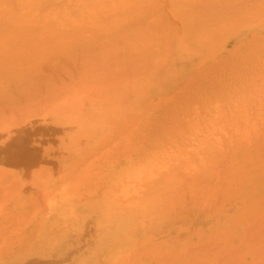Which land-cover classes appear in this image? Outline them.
<instances>
[{
	"label": "rangeland",
	"instance_id": "374dc122",
	"mask_svg": "<svg viewBox=\"0 0 264 264\" xmlns=\"http://www.w3.org/2000/svg\"><path fill=\"white\" fill-rule=\"evenodd\" d=\"M19 1H22L21 3L18 2L19 5L20 4L21 5L20 6L19 5L17 6L18 3H17L16 0L15 1L13 0V2L11 0H4L3 1L4 2V6L2 7V9L5 8V9H3V11H5L8 8L9 11H10V7L8 5L11 6L12 3L15 6V8H17L18 11L22 7V9H21L22 12L20 11V13L13 6H12L11 9H13L12 10L13 12L15 11L18 14L17 17H20L18 19H19V21L22 20L21 22L23 23V25L21 24V22H18L17 21L18 20L17 17H14L13 16L14 19L10 18L11 17L10 15H12V14H7L6 13L8 15V17H7V15H5L7 18L5 17V19H4L3 18L4 17V14H2L4 12L0 8V10H1L0 11L1 12V14H0V26H3L2 23L3 24L5 23V22H3L2 19H4L5 21H6V19L7 20L10 19L8 21L11 22V23L14 20H15L14 21L15 23L18 22L17 23V27H15L14 29H10V31L12 30L11 33L14 30L13 34L16 36V39L13 38V37H15L14 35L10 34V31L8 30V27H6V26L2 27L3 28V31H6V29H7V34L5 32L4 35L6 34V36H9L8 35V33H9L10 34L9 38L12 37L11 39H13V40L10 41L9 38L5 37V39L7 38L6 39L7 40L6 43L5 42H4V44L3 43H0V46H1V44H3L4 46H8V47H4L5 49L7 48L5 53H2V51H0V53L2 54V55L0 54L1 55L0 56V62L2 63V61H3L2 65L3 64L6 65V63H9V62L12 61V60H10L11 55H9L10 57H8L7 55H8V53L11 54L10 53V50H9V47L11 49V47L14 44H16V45H14L15 47L14 46L12 47L11 52H12L13 49H14L13 50L14 53L17 52V54L19 55V57L16 56L17 55L16 54L15 55V58L16 59H17V57L21 59L20 56L22 55V57H23V55L25 54L24 57L22 58V59H24L25 56L27 55L26 53H29V52H27L28 51L27 45H28V47L31 46L32 49L35 50V51L32 50L33 51V54L30 53V54H32V56H30V54H28V57L26 56L27 59L25 58V60H27V61L28 60L30 61V59H31V61H30L31 64H30L29 61H28V63L26 62L28 65H26L25 62L22 63V64H19L18 62L21 63L22 61H25V60H20V59H18L17 62L14 61V60L12 61L13 64L15 63L16 65H19L18 66L19 68L20 67H21V69L25 68L24 69L25 75L27 73L28 74H31V70H29L30 68L32 70L33 69H36L35 71L32 72V75H33V73H35V75H33V76L26 75L27 76V81H28V78L33 77V79L31 78V80L29 79L31 81V83H28L29 81L28 82L26 81V77L25 76L24 77H21V76H23V75H20V71L21 70H18L17 69V66L16 67H12V65H13L12 62L9 63L10 66H11V68H10V70L7 69L9 71L7 74H6V71L7 70L5 68H9L10 66L8 67V65L7 66H4L3 65L4 66L3 67L1 65V63H0V70H1V67H3L2 68V71H0V73H3L4 72L3 74H5L6 77L9 76L8 79H10L9 82H8L7 81L8 79L6 80V77H4L3 74L0 75V79H1L0 81L3 82V85L6 84V82L4 84V81H7V83H12V84H13V82H11V81H14V83L16 81L17 82L19 81L17 83V85L18 86L24 85V87L21 88V89H23L22 91L24 92V90H25V93L27 95L29 94L27 96L26 94L23 93V96H22L21 95L22 93H20V91H19V93H18V97L19 98L17 97V107L19 106V104L21 106H25V105H28V104L32 103L33 105H36V106L39 104V107L41 109L44 108V106H45V107H47V108H45V110H48L49 108L50 109H53L55 107H57V108L62 107L63 108V105H65L66 103H68V104H66V106L67 105H68L67 107L70 106L71 109L74 111V109H77L78 108V106H79L78 103L81 100L85 99L88 95H90V93H92L95 88H99V89L104 88V89H107V88H109L111 86L113 88V84H115V83L117 84V82L119 81V79H117V77H111L112 74H114V73L113 72H110L112 70L111 69L112 67L109 68L108 65L106 66L105 69H107V70L110 69L109 72H107V74H106L105 72L102 71L101 72L102 75H100V73H99L100 72L99 66H101V63H100V65L98 64L99 65L98 66L99 71L97 70L96 73L94 74L95 76H89V78H88L89 80L86 79L84 81V83H87L86 81H88L87 84H84V87H82L83 85H81L83 82H81V84L79 83V84L75 85L74 87H72V85H71L73 83L70 84L69 82H66L65 84H63L62 80H61V82L59 84V81H58L59 78L58 79L56 78V77L59 76V74L58 73H55L57 75L56 76L53 73V75H52V72L50 71V69L55 68V67H58V69H59L61 65L62 66L64 65L63 67H65L67 65V63L70 64V60L69 59L73 58V60H74L75 56H74V53H72V52H70V55H69V50H71V49L73 50L74 48L76 49V47H75V45L73 43L72 44H73L74 47L71 48L72 44H68V43L64 42L66 39L64 40L63 38H60L61 37L60 35L63 34L62 37H64V36L69 37L68 35L70 34V32L72 34V32H76L77 29H80L81 26L86 23L85 21H87V19L90 21V22H88L90 24H87V25H89V26L91 25L90 26L91 29H93L94 25L96 26L97 23L99 24V25H97V27L100 30L106 29V26H104V24L103 25L101 24L102 26L100 25L101 19L99 21L97 20V23H95L96 21L94 22V20H96V19L95 18L93 19V16L94 15H97L98 13H100L101 14L100 16L102 18H104L106 15H109V14H106L105 13V11L107 12L109 8L112 9L111 12L112 11H113V13L115 12L114 14L111 13V15H114V17H116V14H118V12H119V10H118L119 8L121 10L122 7H125L126 6L125 8L128 9L129 11H126V9L124 8L125 10L124 9L121 10V13H123L124 11H126L124 13L127 14V12H128V14H129V12L133 9L132 8L130 10V7H135L134 8V11L131 13L132 15H134L133 13L135 12L136 7L138 6L139 9L137 8V10L138 11L140 10V12H138V16L143 15L141 17L144 18V15L145 16L147 15L146 16V18H147L149 15L150 16L152 15L150 18H152V20L155 19L156 21L155 20L154 21H151V19L148 17L147 19H149V22L150 23L153 22L151 26H148L149 27L148 28V27H146V25L149 24L148 20H145V18L144 19L143 18L137 19V21H139V22L141 21V23H142V21L146 23V24L144 23L145 25L143 23L142 24L140 23L141 25L138 26L139 28L142 25H144L147 28L146 29V28H144V26H142L143 28L142 27L141 28L144 31H147L148 29L151 30V33H149V31H147L148 32V35L150 36V39H149V37H147V33H146V36L144 35L145 37L142 35V37L145 38L144 39L145 43L143 41V38H142V40H140L141 37H138V39L143 42L141 45L139 43L140 46H138V44H136V43H138L140 41H137L136 43L133 42V41L131 42V38H133L134 36L131 37V35H130V37H128L129 34H130L129 33L130 30L131 29L133 30V26H134L133 24H135V22L133 20H135V19H133V17L131 15H126L127 17H129V19L124 16L122 19L126 18L127 22L125 23V19H124L123 20V24H119L120 22L122 23V20H120V22H119V20L117 19L119 23L117 22L118 23L117 28L116 29L114 28V29L115 30L119 29V31H121L120 33H122V34H123V32H122L123 27H124V32H126V31L128 32V30H129L128 28H130L129 25H128L129 24V20H130V23H132V25H133L132 26L130 24V26L132 28L129 30V32H128L129 34L126 32V34H128L126 39L129 38L130 39L129 40V43H132V44H130L128 46L131 47L133 44L134 45L136 44L139 48H141V50L139 48H137V47L135 48V46L133 45L132 48H134V49H132V51L135 50L136 52L134 51L135 53L134 52L132 53V51L128 48V46H126L128 48V51L130 50V52L132 54V58L134 57V55H137V56H135V59L136 60L133 58L136 61V63L134 64L133 69L131 68V70L133 72L130 73V74H127L125 76H129V77L132 76L133 79H139L138 82H141L142 85L141 84H140L141 86L139 85L140 88L137 90V93L134 96V99L125 108L126 109L125 111H123L121 113H114V114L113 113H109L108 118L106 120V122H107V125L106 126L112 128V130L110 132H107L106 131V133L102 137V140L100 142H98V144H96L97 147L96 146L90 147V148L87 147V149L83 152V154L81 155V157L78 160L73 161V164H72V167H71L69 173H67L66 175L57 176L55 190L46 191L47 194L45 193V191L35 192L31 196L32 197L31 199H33V200H30L29 199L26 202V206H25L24 209H19L18 210V209L8 208L7 214L5 216H4V214H2V216H0V229H1L0 230V235L2 237H5L6 236V238H7V254L0 255V264H50L49 261L36 257L35 254H37V253L35 251V248H34V250H31L32 249L31 247H34L35 246L33 244V242H32L33 239L29 236L31 234L30 230H31V226H32V223L29 222L31 219H32V221L39 222L38 226H39L40 229H45L46 227H48V228H51L52 227L53 231L58 236H60L66 230L72 229L73 227L77 226L78 225V220L80 219L81 216H83L85 214L95 215V214H98V213H102V212L105 213V212H107L109 210L110 211L113 210L114 212H117L119 214L128 215V216L132 217L135 220L136 224L138 226H140L141 229L142 228H147V214L149 213L150 210L155 209V207L159 204V201L158 200L161 197V193L163 191H165V190H169V188H170L171 185L174 186V184L176 183V181L178 182V180H181V179L185 180L189 184V186L192 185L191 186L192 188H196V190H198V193L199 192H202L201 193V196L206 193L207 194V198H206L207 201H213L214 200L212 202L213 204L209 205L207 203L206 206L212 208V205H215L216 207L213 206V209L216 212H211L210 211L211 214L209 216V214H206L208 211H206V208L207 207H205V210L201 214L200 213H196V220H195V223L192 224V230L190 232H183L179 228H177V229L174 228L175 226L172 225L171 228H170V230L167 232V234H165L166 236L163 237L162 239H160L161 241L159 240L156 243H150L146 247L142 248V249L148 251L149 255H148V253L145 254L143 252L144 250L141 251V248H137V249L135 248L136 251H137V254L139 252L138 249H140L141 254H139V255L136 254V255H137V258H140L142 262L144 261L143 263L140 261V259L135 258L136 256L134 257L135 254L132 255L133 257L131 256L132 258H130V259H132V261L135 264H153V263L154 264H157L158 262L162 261L163 259H164L163 260L164 262L162 261V264L166 262V259L167 260H171V262H167L166 264H178L179 262H180L179 264H183V263L184 264H188L186 262V261H188L187 259H189V258H191V256H193L195 259H193V258L189 259V261H188L189 263H193L195 261L194 264H196V263L198 264V262H199V264H201L202 263V260H204L203 262L205 264H210V262H212V264L214 262L218 263L219 261H220V263H218V264H225V262H224L223 259H222L223 262L221 263V257L224 256V253H225V256L223 258H225V261L228 260V263H226V264H229V262L231 261V257H232V256L230 257V255L232 253H228V251L230 249L232 250L234 248L233 246H235V248L233 249L232 252H234L235 249L237 250V248H238V250L239 249L241 250V248H242V250L244 252L241 250L242 252L241 251H239V252L237 251V252L233 253V257L232 258H234V259H232L231 262L236 261L238 264H242L241 263L242 261H240V259L239 260L238 259L236 260V258H239L240 257L241 260L244 259V264L246 263V261H248V263H246V264H255L258 261H260V262H258V264H264V254L261 257H259L258 255H261V253L258 254V252H257V251H260V250L263 251V248L262 247H264V244H263V241H264V230L262 231L263 232L262 235H261V233L258 234L262 229H264V223H263V226L261 225L263 228L261 226H259V228H258L257 227V223L255 224V227L256 228H254L253 226L250 227V225L253 224V220L254 219H256V218L259 219L260 215L261 216L264 215V213H263V210L264 209L261 208V207H264L263 206L264 205V203H263L264 202V200H263L264 199V194L260 196L261 193H264V174H262V173L260 174V172H261L260 170H262V172H264V166H261L262 165V162L261 161H263V163H264V160H263L264 157L262 156V155H264V153H263V150L264 149L262 147L261 148H258L257 147L258 149L255 147L256 146V143H258V141H260V140L257 141L255 139H253V141L254 140L257 141L256 143L253 142V141H250L251 138H254L255 137L256 139H258V137L259 138L262 137L261 136L262 135L261 132L263 133V136H264V129L262 128V127H264V124H263L264 123V111H263V109H264V98H263L264 97V89H263L264 88V77H263L264 76V62H263L264 61V52H263L264 51V18H263L264 17V13H263L264 12V5H261V4L264 3V1L262 2V0H257V1H254V3H253L252 0H251V2L248 1V0H244L245 3L244 2H242L243 4L242 3H239L240 6L244 5V8L248 12H250V10H252L253 14L255 12V16H256V17H253L254 15L252 16V13L251 12L248 13V14L247 13L245 14L244 13V10L245 9H243V7H241L242 10H243L242 13H244L245 16H244V18H243V16L241 17L240 16L241 15L240 14L241 12L239 11L238 13H239V18L241 17L240 19H242V18L245 19V17H247L246 15H248L247 18H249L250 17L249 14H251V16L253 18L250 17L251 19L250 18L247 19V21L248 20H252L250 22H247L246 20L241 21V22H243V24L240 25V27L237 26L238 23L240 22V19H237L236 16L235 17H232V14L234 16V14L237 12L236 10H239V8L238 9L236 8V10L233 9V7L235 8V6L231 5L230 2H229V0H223L222 3L217 4V6H209L210 9L211 8L212 9H216V8H219V7H223L222 9L224 11L226 10L223 13V15H224V17L226 16V18H227V19L226 18H224V19L227 20V21H229L230 18H236L237 20H239V21H237L235 19L236 22L235 21H232V23L234 22V24L238 22L237 25H233L229 21V23L232 24L231 27L232 26H235V27L237 26L238 27V28L233 27L232 28V29H234L233 31H231V28H229L230 25L228 26L227 22H225V21H224V24H222V22L216 21V18H214V20L211 19L210 21L205 18V17H208L207 15H208V13H210L209 7L207 8V6H206L207 3H210L208 0H197V2L195 1L194 3H193L194 0L193 1L192 0L190 1L189 0L190 2H186V0H178L180 3H178L177 0H174V2H171V0L170 1L167 0L170 3L169 2H166V0H164V1L157 0L160 4L157 3L156 0L149 1V2H151L152 6H154V7H152L151 4L147 0H145L146 1L145 3H142V2H144L143 0H142L141 3H138L137 0L136 1L134 0L136 2L137 6H131V5H133L131 0H130V6H129V3H128L129 0H128V2H126L127 0H117V1H120V3L119 2L118 3L121 4V5H119L120 7L118 5H114V7L116 6L115 9L118 8L117 10H115L113 8V4L115 3L114 0H108V1H106V0H100L101 2L102 1L104 2L105 1V2L110 3V5L109 4L106 5L105 2L104 3L102 2V3H99L98 4L97 1L100 2L99 0H82V1L81 0H78V1L75 0L78 3L76 2L77 4L74 3V5H76V7L77 6L78 7L76 8L75 6H73V8H71V9L69 7L70 3H65V0H61V1H64L63 2V3H65L64 5H62V3L60 2V0H58L59 3L56 0H53V2L51 0L52 3L50 2L51 5L49 4V6L47 5L48 4V0H46L47 4H44L43 3V5H45L43 7L41 5L42 0L41 1L40 0H35V1L34 0L33 1L32 0H30V1L29 0H19ZM25 1H27V3L29 2L30 5H32L33 2H34V4H36L35 3L36 1H37V4L40 2L38 4V6L41 5V6H39V8L40 7L41 8H44V7H47L48 6L49 9H50V8H52V4H53V6L55 8H52V9H54V10L50 9V10H52V11H50V10H48V7H47V9L44 8V10L47 12V14H49L48 11H50L51 13H54V14L50 15L53 18H55V17H58L59 18L62 15L59 20H62V19L64 20L65 19L64 18L65 15H63V14L66 13V16L68 18L66 17V19H65L66 20V24H64L65 21H63L64 26H63V24H61L62 26L60 24H57V23H62L61 21L57 20V18L54 19V21L57 20L55 25L60 26L59 28L62 29L61 32L60 31H57V29H58L57 27H56L57 28L56 29V28H54L55 26L53 28H51V26H50V28L53 29V31L49 29L50 32H51V35L53 34L52 36H50V33L47 30L48 29L47 26H49V24L53 23L51 21L53 19H52V17L51 18L49 17L51 23H48L46 21V19L48 20V16L49 15L46 16L45 15L46 12H44L43 10L36 9L37 6L35 5L36 6L35 9L37 10V12L38 11L40 12V15H43V12H44V15L43 16H44L45 20H43V24H44V21H46L48 23L47 24L45 22L46 26L44 24V26L47 27V29L44 30V31L42 30L41 33H39V35H37L36 33H38V31H39V27H40V29H44L43 28L44 26L43 27L42 26H39V27L32 26L33 23L36 22L35 17L37 16V12L34 11L35 10L34 7H33L34 4H33V6H30V8H29V4H27L26 6H28V8L27 7L24 8ZM68 1L70 2L71 0H66V2H68ZM95 1H96V3L99 6L96 5V3H93ZM176 1H177L178 4H175ZM204 1H206V2L204 3ZM1 2H0V4H1ZM44 2H45V0H44ZM55 2H57V4H58L57 6H59V4H61L62 5V6L60 5L61 8L64 9V11H66V12L63 13L64 11L61 8H59V9H61V12L63 11L62 14H61L60 10H57L56 9ZM71 2L73 3V0ZM87 2H89V3H87ZM124 2H126V5H124L125 4ZM154 2H155V4L157 3L156 4L157 7L158 6H161V9H160V7H158V9H157V7L155 6ZM200 2H202V3H200ZM231 2L233 3V0ZM234 2L237 3L238 1H235L234 0ZM256 2H258L257 5L255 4ZM260 2H261V4L259 5ZM171 3H173L172 6L171 7L168 6L169 4L171 5ZM228 3H229V5L231 7L228 5ZM85 4L86 5L88 4L87 5L88 8H87V6ZM102 4H105L108 7H105V5L103 6ZM138 4L139 5L140 4L141 5L147 4V5L146 6L143 5L144 6V8H143V7H140ZM5 5H7V7ZM91 5L92 6L94 5V6L92 7ZM148 5H150V6H148ZM239 5L237 4V6H239ZM70 6L72 7V4ZM127 6H129V7L127 8ZM228 6L230 8H232L233 10H235L236 12L235 13L234 12L233 13H230L231 10H230V8L228 9ZM252 6H254V9H255L254 11H253V9H250ZM67 7H69V9ZM101 7H103V9ZM104 7L106 9H104ZM259 7L261 8V11L263 10L262 11V14H260L261 13L260 11H259L260 13H257V11L259 10L258 9ZM23 8H24V10L26 12V16H28V18L31 16L30 19L33 20L32 21L33 23L31 24V26L33 28H35V30H37V32L33 28H30L31 26L30 27L27 26L28 23H25L26 26L29 27L28 30L33 29V32H35V34L37 36H40L41 37V38L39 37L37 39H36V36L33 39L31 38L34 41V43L37 44V42H38L37 46L35 47L36 49L34 48L35 44H33L34 46L33 45H30L29 46L30 43L27 41V38H28L27 36L28 35L26 37H24L27 33L28 34H30V33L27 32V30H25L26 29V26L24 27V25H25L24 24V21H26L27 19L26 18L25 19L23 18V17H26L25 14L22 15ZM26 8L28 10L31 9L30 11L33 10V12L32 13L31 12L29 13L28 10H26ZM98 8H99V11H101V12L98 11ZM174 8H177L178 9V10L176 9L178 11V14L176 13L177 12L176 10L174 12V10H173ZM205 8H207L208 10L205 9ZM91 9H92V11L94 13L93 15H92ZM170 9L173 10V11L171 12ZM165 10H166V12H165ZM202 10L204 11V13H203ZM220 10H221V8H220ZM220 10L218 12H220ZM12 11L9 12V13H12ZM15 12H14V14H16ZM34 12L36 13L35 17H34V14H35ZM39 12H38V16H37L38 17V20L43 17V16L40 17ZM57 12L58 13L60 12L59 13L60 15ZM81 12L82 13L84 12V13L82 14ZM103 12L105 14H103ZM182 12H186V14L184 15V18H182V15H183ZM197 12H199V13L202 12L201 16L198 13L199 14V16H198L199 18H197V15H198ZM212 12H213V10L211 11L210 14H212ZM214 12H215V10H214ZM67 13H69V14L67 15ZM168 14L171 17L170 16L168 17ZM85 15H88V16H85ZM89 15L92 16V18L89 17ZM102 15H104V16H102ZM218 15H217V17H218ZM220 15H222V14H220ZM77 16H79V17H77ZM122 16H123V14H122ZM189 16H190V18H188ZM193 16H194V18H192ZM37 17H36V19H37ZM69 17H71L70 19H72V20H70ZM94 17H97L98 18V15L97 16H94ZM120 17H121V15H120ZM137 17H135V15H134V18H137ZM210 17H212V16H210ZM75 18H76L77 21L75 20ZM78 18H79V20L80 19L81 20L79 21ZM219 18L222 19L221 17H219ZM219 18L217 20H219ZM30 19H29V21H31ZM67 19H68V21H67ZM107 19H108V16H107ZM109 19H110V16H109ZM184 19L186 21L185 23H187V24H181L182 22H184ZM191 19H193V20L195 19L193 21L194 23L192 22ZM253 19H254V21H253ZM69 20L70 21H73L74 23L71 22V24H68L69 23ZM83 20L85 22L84 24H83ZM131 20H132V22H131ZM231 20H233V19H231ZM8 21H7V23H8ZM40 21H41V23H40V25H41L42 24V20H40ZM137 21H136V23H137ZM14 22L12 24H14ZM77 22H78L79 25L77 24ZM92 22H94V23H92ZM106 22H108V21H106ZM114 22H115V19H114ZM114 22H112V24H109V25H113L114 26ZM156 22H158L159 24L156 23ZM160 22H161V25L163 24L162 26L160 25ZM261 22L263 23V25H261L262 24ZM117 23H115V25ZM124 23H125V25H128V26H126V28H125V26H123ZM258 23H261V24H258ZM20 24H21V26H20L21 28L18 27ZM137 24L135 25V28H137L138 31H135L136 29L134 28L135 29L134 32L135 33L138 32L137 34H139V31L140 30L138 29V27H136ZM154 24L157 26V28L154 26ZM239 24H241V23H239ZM256 24H258V26H256ZM4 25H8L9 28H12V27H10L11 26L10 23L9 24H6L5 23ZM34 25H36V24L34 23ZM67 25H69V27ZM119 25H121L122 30H120L121 28L119 27ZM221 25H222V27H223V25L224 26L227 25V28H229V30H228L229 32L226 31V26L224 28L220 29ZM37 26H38V21H37ZM85 26H86V24H85ZM259 26H261V27H259ZM5 27H6V29H5ZM82 27H84V26H82ZM100 27H102V29ZM107 27H108L107 30L106 31L104 30L106 32L105 33V37H109L110 39H112L110 37V35L112 36V34H113L114 35V38H116V36L118 34L117 33L118 31L116 32L117 34H115V33H113V30H114L113 27H109V26H107ZM153 27L156 29V31L153 30L154 29ZM160 27H162V28H160ZM183 27H188V28L189 27H196V28L199 27L202 30H200V31H189V33H188L186 31L184 32ZM2 28L0 27V33L3 32V31H1ZM16 28H17V30H16ZM18 28H19V32L20 31H23L22 32L23 35H22L21 32H20V34H21V36L23 38L26 39V41L28 43L25 42V41H23V39L21 41L20 38H22V37L17 36L18 35ZM22 28H25V29L22 30ZM69 28H71L72 30L70 29L71 31L70 30L68 31ZM86 28H88V27L86 26ZM173 28L174 29L177 28V30H174ZM84 29H85V27H84ZM84 29L82 28L81 30L82 31H85ZM88 29H90V28H88ZM88 29H86V30H88ZM214 29H216V30H214ZM63 30H64V32H63ZM96 30L97 29L94 30L95 33H96ZM100 30H98L97 34H100ZM222 30H224V31H222ZM24 31L27 32V33H25V35H24ZM144 31H142V33ZM159 31L161 32V34L158 33ZM211 31H213V33ZM214 31H216V32H214ZM15 32H17V33H15ZM42 32H45V34H43ZM68 32H69V34H68ZM110 32L112 34H109ZM134 32H133V34H134ZM162 32L164 33V35L166 33L167 34L164 36ZM222 32H224V33H222ZM57 33H59V34H57ZM92 33H93V30H92ZM103 33H102V36H104ZM211 33L212 34H216V35H213V36H215V37L219 36V38H220V35L222 34L223 39H222V36H221V39L218 40L217 39L218 37H217V38H214L215 41H213L214 39L211 41V39H210V36H212ZM42 34H43V36H42ZM56 34H57V37H56ZM86 34L88 36H90L89 33L86 32ZM86 34H84V36ZM93 34H92V36H93ZM143 34H145V32ZM152 34L154 36H152ZM2 35H1V37H4ZM32 35H33V33H32ZM76 35L77 36L78 35L80 36L79 32ZM120 35H118V38L116 40L117 43L115 42V39L114 38H113L114 41L112 40L113 42H115L113 44H116L117 45V46L116 45L115 46L117 47L118 50L114 49V48H116L115 46L113 48L115 50V52H117V54L108 51V48H111L109 45H110V43H112V42L109 41L108 43L105 42V44H104V45H107V44H109V45H108V48L107 49L105 48L106 46L104 47L105 51H103L104 54L102 56L108 54L111 57V56H113V54H115L118 57H116L114 55L113 58L114 57L115 58L122 57L123 52L121 51V49H123L122 48L123 44L122 45L120 43L118 44V42L121 39V38L119 39V36ZM140 35H141V33L139 34V36ZM171 36H173L174 38L171 37ZM17 37H18V39L22 43H25V44H21V42H20L21 46L23 45V47H20V44L18 42L19 40H17ZM43 37L46 39V42H47V40H48V42L50 41L48 45L46 44V46L48 47L47 49H45L46 48V46H44L45 44L42 45L43 43H40L41 46H38L40 40ZM52 37H53V39H52ZM72 37H75V36L73 35ZM81 37L83 38V36H81ZM85 37H84V39H86V40L89 39V37H86V38ZM94 37H91V38H94ZM97 37H99V36L97 35ZM54 38L57 41H59V42H61V40H63V42H61V43H64V48H67V49L69 48V50H67L68 51L67 54H65L67 51L64 53V51L66 49L63 51V55H65V56H67V55L68 56H71L73 54L72 55L73 57L71 56V58L69 57V59H68V56H67L66 57L67 59L65 60L64 56L63 55H60L61 53L58 52V54L60 56L57 55L56 53L53 54V55L56 54L55 56H56V58L58 57L57 58L58 60L57 59H54L55 56H52V54H50L51 50L49 49V48H51L50 47L51 46L50 43H52V41L53 42L54 41L56 42V40H54ZM82 38H81V40L84 41V39H82ZM147 38H148V40H147ZM0 39H2L3 41H5V39H3V38H0ZM8 39H9L10 42L8 41ZM14 39L17 40L16 43H14L15 42ZM45 39L44 40H41V42L42 41L45 42ZM70 39H73V38L70 37ZM70 39H69V41H70ZM94 39H92V41L89 40V41H84V42H86V43H91L92 42L93 43L94 41H96V43H97V42L100 41L99 39H98L99 41L98 40H94ZM151 39L153 41L152 44L150 42ZM2 40H0V41L3 42ZM76 40L77 39L75 37V40L74 41H76ZM157 40H158V42H157ZM161 40H163V41L161 42ZM208 40L210 42H208ZM216 40L218 42H216ZM221 40L224 42L223 45L221 43L222 42ZM12 41H14V42H12ZM33 41H31V42H33ZM74 41L71 40L69 43L74 42ZM77 41H80V40H77ZM101 41H103V40H101ZM17 42H18V44H17ZM59 42H56V44L61 45V43L59 44ZM125 42H123V43L125 45H127L126 44L127 42L126 43ZM10 43H11V45H10ZM65 43H66V45L67 44L68 45L66 46ZM86 43H84V45ZM103 43H104V41H103ZM147 43H149V45H147ZM79 44H81V43H79ZM95 44H92V45H94L93 47L91 45V47H92V49L94 51L91 50V48H89V50H91V51L87 50L88 48L87 49H83V50L86 51V53H84L83 55L80 52L82 45L81 46L76 45V46H78L77 47L78 50L80 48L79 51L77 49H76V51L78 53L80 52V55H81V58H82L83 62H85L86 59H88V58H86L87 57L86 55H88V52L87 51H89V53H91L92 51L93 52H96L97 51L96 52V54H97L98 53V49H99V52L103 49V48L100 49L102 43L100 45L97 43V46ZM159 44H160V46H159ZM69 45H71V46H69ZM98 45L100 46V48H99ZM118 45H119L120 49H119ZM25 46H26L27 49L25 48ZM57 46H56V48H57ZM88 46H90V44ZM111 46H113V45H111ZM215 46H218V47L215 48ZM42 47L45 49V52H46V50L49 51V52L48 51L47 52L51 56L50 55H48V56H50L52 58L54 57L53 58L54 61L59 62V63H56L53 60H48L50 57L48 58V56L45 55L46 54L45 52H44V55L45 56L39 55L38 61L39 60L40 61L34 63L33 61H36L37 58L35 60H32V58H33L34 55H35L34 58L36 57V51L39 54L42 51V54H43V51L44 50L38 51V49L40 50V48L43 49ZM62 47H63V44L60 46V48L58 46L59 50H56V51H60V49L63 50L64 48H62ZM86 47L87 46H84V48H86ZM95 47H97V49H94ZM147 47L150 48L148 50L149 51L151 50V52H152V53L150 52V56L148 55L149 58L146 57L147 55H144V54H147L149 51L146 50L145 53L143 52L145 49H147ZM151 47H153V48H151ZM212 47H213V49H217V50L216 51H214L213 49L211 50ZM15 48H16V50H15ZM30 48H29V50H30ZM156 48H158V51H156ZM52 49H53V46H52ZM113 49L111 51H113ZM1 50H2V48H1ZM7 50H9V52H7ZM32 51H30V52H32ZM106 51H108V53H105ZM139 51H141V52H139ZM13 52H12V54H13ZM34 52H35V54H34ZM73 52H75V51H73ZM77 52L75 53V55L77 54ZM137 52L139 53V55H140V57L142 59L140 57H139V59L137 58L139 56L137 54ZM207 52H209V53L206 54ZM212 52H214V53L212 54ZM6 53H7V55H6ZM111 53H112V55H111ZM164 54H165V56H164ZM211 54H212V56H210ZM3 55L7 56V59L9 60L8 62H7L6 58H5V61L6 62L4 61V58H3L4 56ZM80 55H78V57L76 56V59H77L76 62H79V60H81V58L78 59L80 57ZM84 55L86 57H84ZM206 55H207V57H206ZM41 56L43 58H45L47 56L46 57L47 59L46 58L45 59H43V58L40 59ZM1 57L3 58V60H2ZM61 59H62V62H60ZM44 60H45V64H44ZM65 61H67V62H65ZM32 62L35 65H33ZM40 62H42V64H40L41 67L37 66V65H39ZM261 62H263V64ZM46 63H52V65H54V64H56V65H54L52 67H49V64H46ZM60 63H61V65H60ZM81 63H82V61H81ZM159 63H161V64H159ZM57 64H58V66H57ZM45 65L48 66V68H50V69H47V67H45ZM50 66H51V64H50ZM62 66H61L60 71H62V69H63ZM34 67H37L39 69V71H38L37 68H34ZM14 68L17 69V70L15 71ZM27 68H28V72H27ZM45 68L47 70H45ZM207 68H209V69H207ZM3 69H4V71H3ZM55 69H57V68H55ZM12 70H14V71H12ZM148 70H150V72ZM24 71H22L23 73H21V74H24ZM151 71H153V72H151ZM12 72L13 73L15 72L14 74H16V72H17L16 75H18V73H19L20 77L19 76L16 77ZM44 72H48V73L45 74ZM97 72H98V74H97ZM40 73L43 74V75H41ZM149 73H151V74H149ZM8 74H10L12 77L10 75H8ZM14 76L17 79H15V78L13 79ZM34 76H35V79L36 80L34 79ZM246 76H248V77L246 78ZM1 77L3 79L5 78V80H3ZM45 77L47 78V80H46ZM52 77H54V79L56 78L57 79L56 80L57 82L56 81L53 82V78ZM91 77H93V78L96 77L95 80L97 82L99 81L101 85H99V87L96 86L95 84H99V82L97 83L95 80H93V82H92L90 80ZM145 77H147V78H145ZM23 78H25L24 81L21 80ZM39 78H40V81H39ZM42 79H44V80H42ZM49 79H50V81H48ZM33 80H35V82ZM161 80H163V81H161ZM43 81H45V83L42 86ZM256 81H258V82H256ZM40 82H41V84H40ZM101 82H103V83H101ZM147 82H150V83H147ZM26 83H28V84H26ZM55 83H58V84H55ZM89 83H90V85L88 86ZM12 84H8V85L6 84L5 85L6 87H5L0 82V88H1L0 91H2V92L4 91L3 93H5V91H6L5 94H7V95L6 96H5V94H3V95L7 99L9 98L7 96H10L9 94H11L13 92V90H16V91H17V89L20 90V87H18V86H17V89L16 88H13V87H16V85H15L16 83L13 84L15 86H12ZM50 84H53V85H50ZM54 84H55V87H54ZM66 84H67V87L68 88H65L66 86L65 87L63 86V85H66ZM93 84L95 85V87H93L94 86ZM9 85H10V88L11 89L13 88V90H11V89L8 88ZM33 86L36 89L37 88L39 89L42 86V89H39V91H37L38 89L37 90L36 89L31 90L32 88H34ZM37 86H39V87H37ZM56 86H58L59 89L56 88ZM59 86L62 87V91H60L61 90V87H59ZM28 87L29 88L32 87V88H30V91L27 90ZM63 87L65 88V91H67V92L63 91V89H64ZM4 88H6V89H4ZM49 89L51 90V92H49L50 98H49L48 93H46V92L49 91ZM7 90L8 91L10 90V92H8ZM35 90L37 91V93H36ZM56 90L60 91L59 93H61V94H58V92ZM85 90H87L88 93L85 92ZM16 91L13 92V94L15 93L14 95L17 94ZM32 91H35L34 93H36L37 95L36 94H33ZM40 91H41V94L38 93ZM78 91H79V93H82L83 92V95L82 94L79 95ZM30 92L33 94V96H35L34 97L35 99L33 97H31L32 94L30 95ZM55 92H56V94H55ZM69 92H70V94H68ZM52 93H54V94H52ZM0 94H1V92H0ZM13 94L10 96V99H11V97L14 96ZM64 94L66 96L68 95L67 98H66V96H64ZM75 95H76V97H75L76 99L73 98V96H75ZM24 96L27 97L24 100L25 102L23 101ZM42 96H43V98H42ZM15 97L16 96H14V98ZM20 97H23V98L21 99ZM68 97H69V100L70 101L67 100ZM1 98L3 99V102H4L5 98H3L2 96H1ZM1 98H0V102L2 101ZM31 98H33L35 100V103H34V100H31ZM62 98H64V99H62ZM27 99H29V100H27ZM44 99H45L46 102L44 101ZM58 99L59 100L62 99V101H58ZM255 99H258V101L255 100ZM9 100H7V101H9ZM63 100H67V101L64 102ZM262 100H263V102H262ZM7 101L5 100V102L4 103L3 102L0 103V105L2 104L1 106L11 107V105L14 102L16 103V100H14V99H13V101L11 100L13 102V103L11 102L12 104L8 103ZM26 101L27 102L29 101V103L26 104L27 103ZM42 101H43V103H42ZM50 101L53 102V104H51V105H55V107L54 106H52V107L50 106V103H51ZM55 101H56V103H59V104L54 103ZM147 101H148V103H147ZM5 103L6 104L8 103V105H6ZM41 104L43 105L42 107L40 106ZM58 105H59V107H58ZM13 106H14V104H13ZM48 106H49V108H48ZM247 106L250 107V109L247 108ZM17 107H15V108H17ZM145 109L148 112H146ZM240 110H243V112L240 111ZM143 111H145V112H143ZM251 113H253V114H251ZM134 115H135L136 118L134 117ZM139 116H141V117H139ZM233 116H234V120H232L233 119ZM129 119H133V120H129ZM143 120H145V121L143 122ZM225 120H226V122H225ZM257 120L259 122L263 120L262 122H260V124L262 123V125H260ZM131 121L133 122V125L130 124L132 126V128L130 126L128 127L129 124L128 125L126 124L127 122L132 123ZM240 121H243V122H240ZM134 122H135V124H134ZM239 122H240V124H242V123H244V124H242V126H238V125H240ZM148 123H149V127H146L148 125ZM216 123H221L222 126H221V124H216ZM134 125H136V126L134 127ZM116 126H118L117 128L120 127L119 128V133H117L118 130L116 131ZM122 126L123 127L125 126V128H128V130H126L128 132H124L123 133V130L125 128H123L122 129V132H121L120 130H121V127ZM226 126H228V127H226ZM260 126L262 128V131L259 128ZM216 127L219 128V129H217ZM224 127L228 128V129H226ZM243 127H245V128H243ZM246 127L247 128L250 127V130H248ZM251 127H252V129H251ZM135 128H137L138 131ZM223 128H224V130H223ZM229 128H230V131L228 132ZM232 128H233V130H231ZM214 130L216 131V133H215ZM218 130L221 131L222 135L225 133L224 134V137L225 138L222 135H220L221 137H219V134H221V133L220 132L217 133ZM243 130L244 131H247V132L246 133H243ZM253 130H254L255 133L253 132L254 133V136L252 137V134L253 133L251 131H253ZM115 131L119 135V137H118V138H120L119 140L117 138L115 139V136H117L116 133H114ZM131 131L133 133L134 132L135 133L133 134ZM232 131H233L234 135H233V133H231ZM213 132L215 133V135L213 134ZM236 132L239 133L240 135H242L241 133H243L244 135L239 136V134H237ZM113 133L115 134V136H113L114 135ZM249 133H251V134H249ZM258 133H260L261 135L258 134ZM123 134H125L126 137L123 136ZM129 134L132 135V136L130 137ZM143 134H144V136H143ZM209 134H211L213 138H211V135H209ZM216 134H217V136H216ZM235 134H237V135H235ZM255 134L258 135V136H256ZM250 135H251V137L249 138L248 136H250ZM232 136H234V137H232ZM237 136H239L240 138L239 137L237 138ZM129 137H130V139H129ZM111 139H112V142L114 140H116V141H114L112 143L111 142ZM234 139H235V141H237L239 139L240 145L238 144V142H237V144L239 145L238 147H240V148L237 151H234V150H236V148H238V147H236L237 145L235 147L231 145V144L235 145ZM244 139H246V141H248V143ZM124 140H125V143H124ZM232 140H233L234 143L232 142ZM105 141H107V143H108L107 146H105L106 145L105 144L106 143ZM126 141H127V143H126ZM225 141H227L228 142L227 145H230L231 147H229V146H227L225 144L227 147L225 146L226 148L225 147L222 148L223 147V144L225 143ZM128 142H132L134 145L132 143H129L128 144ZM230 142H232V143L230 144ZM245 142L247 143V145H245L246 144ZM260 142H259V144H260ZM101 143L102 144L104 143V147L105 148H103V145ZM253 143H255L254 147H255V149H257L256 151L254 149L253 150L256 153H257V151H259L257 153L258 155L255 152L251 153L252 150L251 151L248 150V149H252V147H253L252 144ZM98 145H100V147L102 146L101 147L102 149H99L100 147H98ZM249 145H252V146L249 148ZM131 146L133 148H130ZM213 146H215L216 148H214ZM242 146H243L244 149L242 148ZM244 146H247L246 148H248V149H246ZM228 147L231 150L234 149L232 151L234 154L232 152L229 153V157L226 156V154H228V152L227 151H224V150H228ZM119 149H120V152L121 153H119ZM121 149H123V151ZM217 149H221L222 152L220 150H217ZM242 150H246V151L248 150L250 155L247 154V152L244 154V151H242ZM218 151L220 152V154H219ZM215 152H217V154ZM224 152H227V153H225V155H224ZM94 153H96V154H94ZM221 153L224 156H222ZM232 154L234 155V157H231V156H233ZM87 155H93V157L92 156H88L87 157ZM112 155L113 156H116V157H112ZM248 155H249V158L250 157L251 158L253 157V159L251 160L252 162L250 161L251 158L248 159L250 162L247 161V156ZM214 156H216V158ZM260 156H262V159L260 160V165H259V160L256 159L255 157H260ZM84 157H85V159H84ZM94 157L97 158L96 160L99 163H96V160H95ZM208 157H210V158H208ZM217 157H219L221 159H219ZM224 157H226V159H223ZM227 157L230 158V160L231 159H234V161L233 160H231V161L228 160L227 161ZM91 158H93V160ZM240 158L241 159L243 158L244 160L246 159V161H242L243 159L241 160ZM88 159H89V161H88ZM79 160H80V162H82L83 160H85L86 162L83 161L82 164H81V163H79ZM222 160H224L223 163H226L227 162L226 164H224V166L222 165L223 164L222 163ZM91 161L94 162V163H92ZM232 161L233 162H236V163L234 164ZM218 162L220 163V165H219ZM241 162H244V163L246 162V164L245 165H242L243 163L240 164ZM85 163H86V166H85ZM87 163H89V164H87ZM90 164H92V165H90ZM216 164H217V166H216ZM227 164H228V167H231V169H224L225 167L227 168V166H225ZM229 164L231 166H229ZM210 165H214L215 167L214 166H211L210 167ZM239 165L242 166V167H239ZM233 166H235V167H233ZM256 166H257V168H255ZM97 167H99V169H97ZM216 167L221 168V172ZM157 168H160V169H157ZM215 168L217 169V171H215V173H214L212 171ZM93 169H94V171H93ZM232 169H235L236 174H234L232 172V171H234ZM241 169H242V171L244 169V172H242ZM248 169H249V171H247ZM85 170L88 173L89 172L90 173L88 174ZM95 170H96L97 175L95 173ZM223 170H225L226 172L223 171ZM97 171H99L100 174H98ZM92 172H94L95 175L92 174V176H90V174ZM217 172H219V173H217ZM229 172L232 173L231 174L232 177H231L230 174H228ZM241 172L244 173L245 175H242ZM246 172H248L249 178H248V175L246 174ZM255 172L257 174H259V175L256 174L254 176ZM86 173L88 174V176H87ZM216 173L218 174L217 176H216ZM224 173H226V174H224ZM82 174H83V176H82ZM219 174H220V176H219ZM222 174H224V175H222ZM251 174H252L253 177L251 176ZM241 175L243 177H245L247 175L246 179L247 180H250L249 181L250 183L248 182V184H247V182L244 181V179L241 178L242 177ZM73 176H74V178H76V180H74L75 186L73 185V183H74L73 182ZM226 176H228L229 178L231 177L230 179H233V181L230 180V182H229V178L226 177ZM218 177H219V179H218ZM221 177H222V180L220 179ZM233 177H235V178H233ZM236 177H237V179H236ZM261 178H262L263 182H262V180H260ZM226 179L228 181H224ZM239 179H242L244 182L240 181ZM255 179H257V180L255 181ZM236 180L239 182V185L240 184L243 185V186L242 185L239 186V189H237L238 192L233 187L234 184L237 182ZM231 181L234 182V183H232ZM173 182H175V183H173ZM226 182H227V184H226ZM228 182L230 183V185H229ZM225 184H226V186H225L226 188L224 187ZM251 184H252V186L250 187ZM236 185L238 186V183H236L235 186ZM72 186H74V187H72ZM167 186H168V188H167ZM227 186H228V188H227ZM241 186H242V188H241ZM59 187H61V188H59ZM80 187H81V189H80ZM231 188H233L234 190L231 189ZM240 188H241V190H240ZM244 188L248 189L249 191L246 190V189H244ZM224 189H228V191H226ZM229 189L231 190V192L229 191ZM122 190H123V192H122ZM77 191L80 192V193H78ZM214 191H216V192H214ZM234 191L237 192V193H239V194H237L238 196L235 195L236 193H232ZM243 191H244L245 194L243 193ZM245 191H247L248 193L245 192ZM250 191H252V192H250ZM218 192H219V194L222 192L221 193L222 200H220V201H216L217 200L216 198L218 196L220 197V195H218V194H217V197H216V193H218ZM227 192H230V193L228 194ZM254 192H256L257 194L254 193ZM58 193H59V195H58ZM76 193H78L79 195L78 194L75 195ZM126 193H127V195H126ZM222 194L223 195L225 194L226 196L224 197ZM10 195H11V193H10ZM12 195H13V193H12ZM12 195L9 196V197H12ZM210 195H212V197H209L208 198V196H210ZM57 196H58V198H57ZM254 196H256V197L259 196L260 198H262V197L263 198L260 199L259 197L256 198ZM47 197H48V199H46ZM157 197H158V199H157ZM219 197H218V199L221 198V197L220 198ZM226 197H227V199H225ZM111 198L113 199V201H112ZM223 199L225 200V202L223 201ZM247 199L249 200V202H248ZM237 200L238 201L239 200H242L243 201L242 202L243 204L241 203V201L238 202ZM251 200L252 201L254 200V201L251 202ZM260 200L261 201L263 200L262 203L260 202ZM46 202L49 205L46 204ZM221 202H222V204H221ZM43 203H45V204H43ZM246 205H249V206H246ZM260 205H262V206H260ZM255 206H257V207H255ZM258 206H260V207H258ZM202 207H204V206H202ZM214 207L217 208V209H215ZM243 208H244V210H243ZM251 208L253 210L257 211L258 214L256 213V214H254L255 215L254 216L251 213V210H252ZM213 209H212V211H213ZM52 210H53V212H52ZM207 210H208V208H207ZM239 210H241V211H239ZM253 210H252V212H253ZM261 211H262V213H261ZM11 212H12V214H11ZM8 213H10V214H8ZM188 213L191 214V212L189 211V209H188ZM253 213H255V212H253ZM236 214H238V215H236ZM54 215H56L55 218L53 217ZM68 215H69L70 218L68 217ZM245 215H250V217H248V216L245 217ZM233 216H237V217H233ZM240 216L242 217V219L243 218L244 219L243 220H240L241 219ZM262 217H264V216H262ZM262 217H260V219L258 220V222L263 219ZM235 219H236V221H235ZM54 220H55V222H54ZM250 221H252V222H250ZM254 221H256V220H254ZM249 222H250V224L248 225L247 223H249ZM260 223H262V221ZM243 225L244 226L247 225V226L244 227ZM239 226H241V227L239 228ZM248 227L254 228L253 231L250 228H248ZM246 228H248L247 230L250 233H253L255 231L254 234H256V232L259 229V231L257 233L259 235V238L258 237H255L256 235L255 236H252L253 238L255 237V239H254L255 242L252 241L253 239H250V237H247V236H250L249 235L250 233H245L244 232ZM260 228H261V230H260ZM238 233H240V234L238 235ZM246 237H247V239H246ZM243 238H245L248 242L251 240L252 241L251 243H253V246L250 247L247 242H245V246L248 245V246H246L247 248L244 245L239 244V243H241V240ZM248 238H249V240H248ZM197 239H198V242H196ZM238 239H239V241H238L239 243L236 241ZM259 239H260V241L262 239V242H260ZM246 240H244V241H246ZM256 240H258V242ZM204 241H207V242H205L206 244H203ZM210 241H212L213 243L209 244ZM219 241L221 243V245H219L220 247L217 246L218 243H219ZM244 241L242 242V244L244 243ZM162 242H165L166 245L165 244H162ZM224 242L225 243L227 242L228 245H225ZM236 242H237V244H236ZM192 243L194 245H196V246L198 245L197 248L199 246H201V244L202 245H205L204 248L206 250L204 248H203L204 251L201 250L200 249L201 247H199L198 249L197 248H194V245ZM216 243H217L216 248H215V250L213 249V252H212L213 254H212L211 251H210V250H212L211 247L214 248V245ZM223 243H224V245H223ZM254 243H255V245L256 244L257 245L255 246ZM207 244H209L211 246H208ZM190 245L191 246L193 245V247H192L193 248L192 249L193 251L189 250V249H191L190 248ZM224 246H227L228 249L229 248L230 249L228 250ZM185 247H188L189 249L188 248H186V249H188L190 252L189 251H187V252L183 251V250H186ZM217 247H219V249ZM166 249H168L167 251L170 252V256L171 255H174V256L170 257L169 254H167ZM180 249H182V250L180 251ZM194 249L195 250L196 249L197 250L200 249L199 250V253H198L197 250L194 251ZM221 249H223V250L226 249L228 251H225L224 252L223 250L221 251ZM250 249L253 250V253H251L252 250L250 251ZM219 250H220V253L223 252V254L222 253L219 254ZM200 251L201 252L203 251L202 252L203 254ZM207 251L209 253H207ZM255 251H256V253L258 255H255L254 254ZM183 252H184V254H183ZM204 252H205V255H204ZM226 252H227V254H226ZM185 253H188V254H185ZM196 254H197V256H196ZM216 254H219V255H222V256L219 257V255H216ZM234 254H235V256H234ZM166 255H168V256L166 257ZM177 255L179 257L181 256V258H179ZM199 255L200 256L201 255L207 256V258L206 257H203V256L200 257ZM215 255H216V257L220 258V260L215 259ZM138 256H140V257H138ZM158 256H161L163 258L161 260H159ZM186 256H187V259H186ZM212 256L214 258H212ZM169 257L172 258V259L174 257H176L179 262L177 263V259L176 258H174L172 260ZM183 257H185V259ZM198 257H200L201 259H199ZM202 258H206V259H202ZM130 259L127 258L125 260L126 261L127 260L130 261ZM154 259H155V262H154ZM180 259L181 260L184 259V261L182 260L183 261L182 262ZM138 260L141 263L138 262ZM157 260H158V262L156 263ZM174 260H175L176 263L174 262ZM126 261H124L125 264H127V263L128 264H130V263L134 264L131 261L130 262L129 261L126 262ZM124 262H121V264H124ZM233 263H231V264H233ZM237 263H235V264H237Z\"/></svg>",
	"mask_w": 264,
	"mask_h": 264
},
{
	"label": "bare ground",
	"instance_id": "6f19581e",
	"mask_svg": "<svg viewBox=\"0 0 264 264\" xmlns=\"http://www.w3.org/2000/svg\"><path fill=\"white\" fill-rule=\"evenodd\" d=\"M2 1V2H1ZM4 0H0V2H1V4H0V8L2 9V7L4 6V2H3ZM12 2H13V0H11ZM15 1V0H14ZM17 1V3L18 2H22V1H19V0H16ZM30 1V0H29ZM33 1V0H32ZM35 1V0H34ZM41 1V0H40ZM57 2H58V0H56ZM72 1V0H71ZM66 2V0H65V3H70V5L72 4V7L69 5V7H70V9L71 8H73V6H75L76 7V5H74V3L75 4H77L78 2V0L77 1H75V0H73V3L72 2ZM82 1V0H81ZM100 1V0H99ZM106 1H108V0H106ZM132 1V4L133 5H131V6H137V4H136V0L134 1V0H131ZM144 2H142V0H137V2L138 3H145L146 1L145 0H143ZM148 2L149 1H151V0H147ZM152 1H154V0H152ZM157 1V0H156ZM162 1H164V0H162ZM170 1V0H169ZM169 1H167L166 0V2H169ZM178 1V0H177ZM177 1H176V3L175 4H178V3H180L179 1H178V3H177ZM191 1V0H190ZM189 0L187 1L186 0V2H190ZM193 1V0H192ZM197 2V0H194L193 1V3L194 2ZM210 3H207L206 4V6H207V8L209 7V6H217V4H220V3H222V1L223 0H208ZM232 0H229V2H230V4L231 5H233V6H235V8L233 7V9H235L236 10V8L238 9L239 8V10H233L232 8H230L231 6L229 5V3H228V5L230 6H228V9L230 8V10H231V12L230 13H235L234 14V16H233V14H232V17H237V19H240L242 16H243V18H244V16H245V14L247 13H252V16L253 17H256L255 16V12H254V14H253V12H252V10H250V12H248L245 8H244V5H242V6H240L239 5V3H242V2H244V0L242 1H240V0H235V1H238L237 3H235L234 2V0H233V3L231 2ZM248 1H250L251 2V0H248ZM253 1V3H254V1H257V0H252ZM264 0H262V2H263ZM8 2V1H7ZM10 2V1H9ZM39 2V1H38ZM45 2H46V0H45ZM44 2V0H42V3H41V5H42V7L43 6H45V5H43V3L44 4H47V2L45 3ZM51 2V0H48V6H49V4L51 5V3L53 2V0H52V2ZM57 2H55V4H56V9L57 10H60V12H61V6L62 5H64L65 3H63L64 1H61L60 0V2L62 3V5L61 4H59V6H57L58 4H57ZM77 2V3H76ZM103 2V1H102ZM101 1L100 2H98L97 1V3L99 4V3H102ZM105 2V1H104ZM103 2V3H104ZM114 4H113V8L115 9V7H114V5H121V4H119L120 3V1H117V0H114ZM117 2V3H116ZM119 2V3H118ZM126 2H128V0L126 1ZM126 2H124L125 4L124 5H126ZM171 2H174V0L172 1L171 0ZM206 1H204V3H205ZM11 3V2H10ZM36 4H34V2H33V4H34V6H33V4L32 5H30V3L28 2L27 3V1H25V4H24V8L25 7H27L28 8V6H26L27 4H29V8H30V6H33L34 7V9H35V7H36V9H38V10H43L44 12H46L45 10H44V8H46L47 9V7H44V8H39V6H41V5H39L38 6V4L40 3H38L37 4V1L35 2ZM59 3V2H58ZM87 3H89V2H87ZM92 3V2H91ZM90 3V4H91ZM93 3H96V1L95 2H93ZM96 3V5H98ZM106 3V5H110V3H108V2H105ZM129 6H130V0H129ZM135 3V4H134ZM150 4H151V2H149ZM157 3H159L158 1H157ZM156 3V4H157ZM170 3V2H169ZM199 3V2H198ZM197 3V4H198ZM200 3H202V2H200ZM245 3V2H244ZM257 3L258 2H256L255 4L257 5ZM6 4V3H5ZM16 4V3H15ZM54 4V5H55ZM112 4V3H111ZM154 4H155V2H154ZM155 4V6L157 7V5ZM160 4V3H159ZM162 4V3H161ZM172 4L173 3H171V5L169 4L168 6H172ZM196 4V3H195ZM237 4L239 5V6H237ZM243 4V3H242ZM261 4V2L259 3V5ZM2 5V6H1ZM19 5V3L17 4V6ZM21 5V4H20ZM19 5V6H20ZM36 5V6H35ZM61 5V6H60ZM67 5V4H66ZM79 5V4H78ZM86 5V4H85ZM88 5V4H87ZM86 5V6H87ZM103 6L105 5V4H102ZM105 5V7H108V6H106ZM123 5V4H122ZM139 5V4H138ZM143 5H147V4H143ZM143 5H139L140 7H143L144 8V6ZM200 5V4H199ZM205 5V4H204ZM203 5V6H204ZM258 5V6H259ZM261 5H264V3L263 4H261ZM6 7H7V5H5ZM9 7H10V11H9V9L7 8V10H5V11H3V9H5V8H3L2 9V11L4 12V13H2V14H4V19H5V15H7V14H12V15H10L11 17L10 18H12V19H14V17H17L18 16V14L16 13V14H14V12L12 11L13 9H11L12 8V6L15 8V6L13 5V3H12V5L10 6V5H8ZM16 6V7H17ZM84 6V5H83ZM85 6V7H86ZM92 6V5H91ZM94 6V5H93ZM92 6V7H93ZM99 6V5H98ZM129 6H127V8L129 7ZM148 6H150V5H148ZM151 6H152V4H151ZM184 6V5H183ZM257 6V7H258ZM51 7V6H50ZM58 7V8H57ZM65 7V6H64ZM63 7V8H64ZM69 7H67L68 9H69ZM78 7V6H77ZM76 7V8H77ZM104 7V9H106ZM120 7V6H119ZM122 7V6H121ZM126 7V6H125ZM125 7H122V9L121 10H123ZM152 7H154V6H152ZM158 7H160V9H161V6H158ZM158 7H157V9H158ZM241 7H243V9H245L244 10V13H242L243 12V10H242V8ZM19 8V7H18ZM24 8H23V13H22V15H24L25 14V16H26V12H25V10H24ZM26 8V10H28ZM32 8V7H31ZM52 8H55L54 6H53V4H52ZM52 8H50V9H52ZM59 8H61V9H59ZM66 8V7H65ZM87 8H88V6H87ZM90 8V7H89ZM95 8V7H94ZM102 9H103V7H101ZM133 8V9H132ZM134 8L135 7H130V12H129V14H128V12H127V14H125L124 12H126V11H129L128 9H126V11H122L123 13H121V10H120V8L118 9V8H116L115 10H119V12H118V14H116V17H114V15H111V13L112 14H114L113 13V11L111 12V10L112 9H108V11L106 12L105 10V13L106 14H109V15H106L104 18H102L100 15V13H96L97 15H98V18L97 17H94V16H97V15H94L93 16V19L95 18L96 20H94V22L95 23H97V20L99 21L100 19H101V21H100V25L102 24H104V26H106V29H104L105 31L107 30V26H109V27H113V29L115 28H117V25H118V23L120 22V20H122V23L120 22L119 24H123V20L125 19V23L127 22V20H126V18H128L129 19V17H127L126 15H131L132 17H133V19H135V20H133L134 22H135V24H133L132 25V23H130V20H129V27L130 28H128L129 30L132 28L131 26H130V24L133 26V30L131 29L130 30V32H129V30H128V32L130 33H128L126 30V32L129 34V36L128 37H130V35H131V37H133V38H131V42L133 41V42H137V41H140V40H142V38H143V41H144V37L146 36V33H147V37H149V39H150V36L148 35V32L147 31H149V33H151V30H147V31H144L142 28V26H144L146 23L145 22H143L142 21V23L144 24V25H142L140 28L138 27V26H140L142 23H141V21L139 22V21H137V19H141V18H143V17H141V16H143V15H141V16H138V12H140V10L138 11L137 10V8H138V6L136 7V10H135V12L133 13L134 15H135V17H137V18H134V15H132L131 13L134 11ZM178 8V7H177ZM177 8H174L173 10H174V12H175V10L177 9ZM182 8V7H181ZM207 8H205V9H207ZM220 8H221V10H220ZM223 7H219V8H216V9H210V7H209V10H210V13H211V11L213 10V12H212V14H210V13H208V17H205L206 19H208L209 21L212 19V20H214V18H216V21H219V22H222V24H224V21L225 22H227V24H228V26H229V28H231V31H233L234 29H232L233 27H235V26H232L231 27V25L233 24V25H237V23H235L234 24V22L232 23V21H235L236 22V18H230V22L232 23H229V21H227V20H225L224 18H226V16L224 17V15H223V13L226 11H224L223 9H222ZM16 10H17V8H15ZM14 9V10H15ZM21 9H22V7H21ZM21 9L18 11L19 13H20V11H21ZM34 10V11H36L37 12V10ZM49 9V7H48V10H50ZM82 9V8H81ZM97 9V8H96ZM95 9V10H96ZM124 9V10H125ZM139 9V8H138ZM159 9V10H160ZM165 9V8H164ZM179 9V8H178ZM177 9V10H178ZM183 9V8H182ZM204 9V10H205ZM226 9V8H225ZM250 9H253V11L255 10L254 9V6H252ZM259 10L257 11V13H260V14H262V11H261V8L259 7L258 8ZM31 10V9H30ZM30 10H28V12L30 13H32L33 12V10L32 11H30ZM47 10V11H48ZM52 10H54V9H52ZM52 10H50V11H52ZM56 10V11H57ZM63 11H64V9H62ZM66 10V9H65ZM89 10V9H88ZM94 10V11H95ZM171 10V9H170ZM173 10H171V12L173 11ZM176 10V11H177ZM208 10V9H207ZM214 10H215V12H214ZM220 10V12H218ZM1 11V10H0ZM8 11V12H7ZM12 11V13H9V12H11ZM50 11H48L49 12V14H47V12L45 13V15L46 16H48V20L50 21V19H49V17L51 18L52 16H50V15H52V14H54V13H51ZM62 11V12H63ZM84 11V10H83ZM97 11V10H96ZM95 11V12H96ZM98 11H99V8H98ZM97 11V12H98ZM193 11V10H192ZM203 11V10H202ZM206 11V10H205ZM223 11V12H222ZM241 12L240 14V18H239V13L238 12ZM260 11V12H259ZM22 12V11H21ZM39 12V11H38ZM38 12H37V16H38ZM44 12H43V15H44ZM54 12V11H53ZM59 12V13H60ZM62 12H61V14H62ZM66 11H64L63 13H65ZM68 12V11H67ZM85 12V11H84ZM83 12V13H84ZM91 12H92V15L94 14L93 13V11H92V9H91ZM99 12H101V11H99ZM110 12V13H109ZM161 12V11H160ZM165 12H166V10H165ZM194 12V11H193ZM207 12V11H206ZM7 13V14H6ZM28 13V14H29ZM35 13V12H34ZM33 13V14H34ZM42 13V12H41ZM51 13V14H50ZM58 13V12H57ZM58 13V14H59ZM80 13V12H79ZM82 13V12H81ZM82 13V14H83ZM104 12H103V14H105ZM117 13V12H116ZM120 13V14H119ZM137 15H136V14ZM177 14H178V11L176 12ZM181 13V12H180ZM192 13V12H191ZM199 12H197V14H198ZM203 13H204V11H203ZM264 13V12H263ZM0 14H1V12H0ZM69 13H67V15H68ZM78 14V13H77ZM122 14H123V16H122ZM145 14V13H144ZM160 14V13H159ZM174 14V13H173ZM182 18H184V15L186 14V12H182ZM190 14V13H189ZM200 14V16H201V14H202V12L201 13H199ZM199 14L197 15V18H199L198 16H199ZM219 14V15H218ZM220 14H222V15H220ZM238 14V15H237ZM243 14V15H242ZM31 15V14H30ZM35 15H36V13L34 14V17H35ZM39 15H40V12H39ZM43 15H40V17L41 16H43ZM60 15V14H59ZM63 15H65V19H66V13L65 14H63ZM120 15H121V17H120ZM212 16V17H210V16ZM217 15H218V17H217ZM250 15V17H252L251 16V14H249ZM14 16V17H13ZM36 16V17H37ZM45 16V17H46ZM62 16V15H61ZM61 16L58 18V17H55V18H57V20H59L60 18H61ZM85 16H88V15H85ZM84 16V17H85ZM102 16H104V15H102ZM107 16H108V19H107ZM109 16H110V19H109ZM113 16V17H112ZM126 17V18H124V19H122L123 17ZM130 16V17H131ZM147 16V15H146ZM146 16L144 15V18H145V20H148V22H149V19H147L148 17L150 18L151 16L149 15L147 18H146ZM170 15L168 14V17H169ZM216 16V17H215ZM247 17H248V15H246ZM7 17H8V15H7ZM6 17V18H7ZM23 17V16H22ZM36 17H35V20H36V22H34L36 25H34V23L32 22L33 20L32 19H30L31 18V16L28 18V16H26V17H23L24 19L26 18L28 21H29V19L31 20V21H24V24L25 23H30L29 25L27 24V26H31V24L33 23V25L32 26H36V27H39V26H44V24H45V22L47 21L48 23H51V21L53 22V23H51V24H49V26H47L48 27V29H47V27H45L46 26V24H45V26L43 27L44 29H40V27H39V31H38V33H36L37 35H39V33H41V31L43 30H48L49 31V33H50V36H52L51 35V32H50V30H52L53 31V29H51V28H53L54 26V28H56L57 29V31H60L61 32V30L62 29H60L59 27L60 26H57V25H55L56 24V21H54V19L55 18H53L52 17V19L53 20H51L50 22L46 19V21H44V24H43V20H45V18H44V16L42 17V18H40L39 20H38V17H37V19H36ZM62 17V18H63ZM77 17H79V16H77ZM89 17H91L92 18V16H90L89 15ZM88 17V18H89ZM119 17V18H118ZM171 17V16H170ZM196 17V16H195ZM203 17V16H202ZM210 17V18H209ZM219 17H221L222 19H220ZM247 17H245V19H240V22L239 23H241V24H239L238 23V27H240V25H242L243 24V22H241V21H244V20H246L247 21V19H249V18H247ZM252 17V18H253ZM18 18H20V17H17V19ZM33 18V17H32ZM68 18V17H67ZM71 17H69V19H70ZM86 18V17H85ZM121 18V19H120ZM143 18V19H144ZM158 18V17H157ZM176 18V17H175ZM187 18V17H186ZM188 18H190V16L188 17ZM192 18H194V16L192 17ZM219 18V20H217ZM264 18V17H263ZM4 19H2L3 20V22H5L6 24H11V26L10 27H12V28H9V26L8 25H4L3 23H2V25L3 26H0L1 28L2 27H4V26H6V27H8V30L10 31V29H14L15 27H17V23L18 22H21L22 20H20L19 21V19L17 20L18 22H14V24H12L11 22H9L8 20H10V19H6V21L4 20ZM16 19V18H15ZM59 20V21H61L62 23H57V24H63V21H65L64 22V24H66V20ZM84 19V18H83ZM106 21H108V22H106ZM112 19V20H111ZM114 19H115V22H114ZM119 20V22H118V20ZM131 19V18H130ZM151 19V21H154V20H152V18H150ZM203 19V18H202ZM201 19V20H202ZM227 19V18H226ZM231 19H233V20H231ZM236 19V20H235ZM251 19V18H250ZM256 19V18H255ZM258 19V18H257ZM40 20H42V24L40 25V23H41V21ZM70 20H72V19H70ZM69 20V23L68 24H71V22L72 23H74L73 21H70ZM74 20V19H73ZM75 20H76V18H75ZM74 20V21H75ZM78 20H79V18H78ZM81 20V19H80ZM79 20V21H80ZM86 20V19H85ZM114 22V26L113 25H109V24H112V22ZM144 20V21H145ZM192 20V22L195 20H193V19H191ZM200 20V19H199ZM223 20V21H222ZM7 21H8V23H7ZM37 21H38V26H37ZM40 21V22H39ZM67 21H68V19H67ZM77 21V20H76ZM75 21V22H76ZM78 21V22H79ZM105 21V22H104ZM136 21H137V23H136ZM156 21V20H155ZM204 21V20H203ZM237 21H239V20H237ZM245 21V22H246ZM250 21H252V20H248L247 22H250ZM253 21H254V19H253ZM46 22V23H47ZM78 22H77V24H78ZM86 22V23H85ZM84 22V20H83V24L85 23L86 24V26L88 27V28H90V29H88V28H86V26H85V24L84 25H82V26H84L85 27V29H84V27H82L81 26V28L80 29H77V31L79 32V34H80V38L76 35L78 32L76 31V32H72V34L76 37V39L77 40H80V41H74L75 40V37H72L73 35L71 34V32H70V34H69V32H68V36L69 37H66V36H64V37H62V35H60L61 37L60 38H63L65 41L64 42H66V43H68V44H74L75 45V47H76V49H77V47L78 46H81L82 45V47H81V54L83 55L84 53H86V51L85 50H83V49H87V50H89V48H91V50H93L92 49V47L94 46V45H92V44H95L96 43V41H94L93 43L91 42L92 41V39H94V40H98L99 42H97L99 45L101 44V48H100V46H99V48L100 49H104V47L107 49L108 48V45L109 44H107L109 41L110 42H112V43H110V47L111 48H108V51H110V52H112V53H116L117 54V52H115V50L114 49H116V50H118L117 49V45L116 44H113V43H117V38H118V35H120L119 36V39H120V41L118 42V44L120 43L121 45L123 44V46H122V48L124 49H121V51L123 52V54H122V57H119V58H113V56L115 55V54H113V56H111L110 57V55H108V54H106V55H104V56H102L103 54H104V52L103 51H105V49L103 50H101L100 52H99V49H98V53L96 54V52H91V53H89V51H91V50H89V51H87L88 52V55H84V57H86V58H88V59H86V61L85 62H83V60H82V58H81V55H80V52L78 53L77 51H76V49L74 48L73 50L71 49V50H69V48L67 49V48H64V43H61V42H63V40H61V42H59V41H57L55 38H54V40H56V42H59V44L61 43V45L63 44V47L62 48H64L63 50L62 49H60V51H56V50H59V48H60V46L61 45H58V44H56V42L54 41H52V43H50L51 44V48H49L50 50H51V52H50V54H52V56H55L56 54L57 55H59L58 54V52L59 53H61L60 55H63V51H64V53L67 51V50H69V55H70V52H72V53H74V56H75V58H74V60H73V58H71V56L73 55L72 53V55L71 56H68V59H69V57L71 58V59H69L70 60V64H68L67 63V65L65 66V67H63L62 65H61V63H60V65L63 67V69H62V71H60V69H61V66H60V68L58 69V67H55V68H57V69H55V68H52V69H50V68H48V66H46L45 65V67H47V69H50V71L52 72V75H53V73H54V75H56L55 73H58L59 74V76L58 77H56L57 79L59 78V84H60V82H61V80H62V82H63V84H65L66 82H69L70 84L71 83H73V84H71L72 85V87H74L75 85H77V84H81V82H83L81 85H83L82 87H84V84H87L88 83V81H86L87 83H84V81L86 80V79H88L89 78V76H95L94 74L96 73V71L98 70L99 71V69H98V66L100 65V63H101V66H99V68H100V75H102L101 74V72L103 71V72H105L106 74H107V72H109V70H107V69H105L106 68V66L108 65L109 66V68H111L112 70L110 71V72H113L114 74H112V76L111 77H117V79H119V81L117 82V84L115 83V84H113V88H112V86L111 87H109V88H107V89H104V88H101V89H99V88H95L94 90H93V92H92V95H91V97H92V99L89 101V108H88V110L85 112V113H82L81 115H80V117H79V119H76V121H74L73 120V124L72 125H74V126H79V129H74V130H77V133H75L76 135H78V136H80V138H83L84 137V142H83V144L82 145H85L86 144V146L88 147V148H90V147H94V146H96V136L97 137H99L100 135H102V137H103V135L106 133V131L107 132H110L111 130H112V128H110V127H108V126H106L107 125V122H106V120H107V118H108V115H109V113H121V112H123V111H125L126 109V107L129 105V103L134 99V96L136 95V93H137V90L140 88V86L142 85L141 84V82H138L139 81V79H133V77L132 76H125V75H127V74H130V73H132L133 71L131 70V68L133 69V67H134V64L136 63V59H135V56H137V55H134V59L132 58V54H131V52H130V50L132 51V49H134V48H132L133 47V45L131 46V47H129L128 45H130V44H132V43H129V38L128 39H126L127 38V35L128 34H126V32H124V27H123V30H122V28H121V25H119V27L121 28L120 30H122V32H123V34L122 33H120L121 31H119V29H117V30H113V33H115V34H117V36H116V38H114V35L110 32L109 34H112V36L110 35V37L112 38V39H110L109 37H105V31L104 30H100L98 27H97V25H99L98 23H97V25L95 26L94 25V27H93V29H91V25L89 26V25H87V24H90V23H88V22H90L88 19H87V21H85ZM94 22H92V23H94ZM118 22V23H117ZM131 22H132V20H131ZM133 22V23H134ZM162 22V21H161ZM161 22H160V25H161ZM164 22V21H163ZM177 22V21H176ZM186 21H185V19H184V22H182L181 24H187V23H185ZM201 22V21H200ZM218 22V23H219ZM47 23V24H48ZM81 23V22H80ZM106 23V24H105ZM115 23H117L116 25H115ZM125 23H124V25L123 26H125V28H126V26H128V25H125ZM141 23V24H140ZM153 23V22H152ZM152 23H150L149 22V24H147L146 25V27H148V26H151L152 25ZM156 23H158V22H156ZM165 23V22H164ZM194 23V22H193ZM196 23V22H195ZM262 23V22H261ZM261 23H258V24H261ZM21 24L23 25V23L21 22ZM21 24L18 26L19 28H21L20 26H21ZM64 24H63V26H64ZM137 24V26L136 27H138V29L140 30L139 31V34L141 33V35L139 36V34H137L138 32H134V30L135 31H138L137 30V28H135V25ZM159 24V23H158ZM200 24V23H199ZM246 24V23H245ZM258 24H256V26H258ZM13 25V26H12ZM53 25V26H52ZM79 25V24H78ZM77 25V26H78ZM101 25V26H102ZM163 25V24H162ZM161 25V26H162ZM261 25H263V23L261 24ZM26 26V24L24 25V27ZM26 26V29L25 28H22V30L23 29H25V30H27V32H29L30 34H28L27 32H25L24 31V35H25V33H27L24 37H26L27 35V41L30 43L29 44V46L30 45H33V44H35V46H34V48L37 46V44H38V42H37V44L36 43H34V41L32 40L33 38H35V36H36V39L37 38H39L40 36H37L36 34H35V32H33V29L35 30V28H33L32 26L30 27V28H33V29H31V30H28L29 29V27H27ZM50 26H51V28H50ZM62 26V25H61ZM68 27H69V25H67ZM66 26V27H67ZM154 26L157 28V26L154 24ZM226 26V31L227 32H229L228 30H229V28H227V25H225ZM224 25H223V27H222V25H221V27H220V29H222V28H224L225 27ZM235 27V28H238V27ZM254 26V25H253ZM252 26V27H253ZM6 27H5V29H6ZM41 27V28H42ZM72 27V26H71ZM97 27V28H96ZM118 27V28H119ZM145 26H144V28H146ZM159 27V26H158ZM173 27V26H172ZM259 27H261V26H259ZM19 28H18V35L17 36H19V37H22L21 36V34H20V32L22 33L23 31H20L19 32ZM79 28V27H78ZM84 29L85 31H82L81 29ZM97 29L96 30V33L94 32V30L95 29ZM101 29H102V27H100ZM135 28V29H134ZM149 28V27H148ZM154 28V27H153ZM160 28H162V27H160ZM159 28V29H160ZM204 28V27H203ZM50 29V30H49ZM71 28H69L68 29V31L70 30ZM86 29H88V30H86ZM112 29V28H111ZM147 29V28H146ZM151 29V28H150ZM174 29V28H173ZM177 29V28H176ZM183 29H184V32L186 31V32H188L189 33V31H200V30H202V29H200L199 27L198 28H196V27H183ZM16 30H17V28H16ZM65 30V29H64ZM64 30H63V32H64ZM67 30V29H66ZM72 30V29H71ZM70 30V31H71ZM92 30H93V33H92ZM98 30H100V34H97V32H98ZM154 31H156V29L154 28L153 29ZM175 30V29H174ZM207 30V29H206ZM209 30V29H208ZM213 30V29H212ZM214 30H216V29H214ZM225 30V29H224ZM224 30H222V31H224ZM1 31H3V28L1 29ZM12 31V30H11ZM11 31H10V34H12V35H14L13 34V32H14V30H13V32L11 33ZM32 31V32H31ZM36 32H37V30H35ZM47 31V32H48ZM82 33H81V32ZM104 33H103V32ZM115 31V32H114ZM118 31V32H117ZM132 31V32H131ZM142 31H144L145 32V34H143L142 33ZM164 31V30H163ZM218 31V30H217ZM6 32V34H7V29H6V31H3L2 33H0V38H3V39H5V37H7V38H9V36H10V34L8 33V35L9 36H6V34L4 35V33ZM62 32V33H63ZM67 32V31H66ZM84 32V33H83ZM86 32L87 33H89L90 34V36H88L87 34H86ZM91 32V33H90ZM104 34V36H102V33ZM117 32V33H116ZM133 32H134V34H133ZM173 32V31H172ZM212 33H213V31H211ZM214 32H216V31H214ZM15 33H17V32H15ZM32 33H33V35H32ZM43 34H45V32H42ZM54 33V32H53ZM76 33V34H75ZM158 33H160L161 34V32L159 31ZM163 33V32H162ZM166 33V32H165ZM211 33V34H212ZM221 33V32H220ZM222 33H224V32H222ZM226 33V32H225ZM3 34V35H2ZM20 34V35H19ZM35 34V35H34ZM43 34H42V36H43ZM57 34H59V33H57ZM57 34H56V37H57ZM84 34H86L85 36L86 37H89V39L88 40H86V39H84ZM92 34H93V36H92ZM167 34V33H166ZM165 34V35H166ZM206 34V33H205ZM210 34V33H209ZM1 35L2 36H4V37H1ZM22 35H23V33H22ZM31 37H30V36ZM41 35V34H40ZM96 35V36H95ZM97 35L99 36V37H97ZM138 35V36H137ZM142 35L144 36V37H142ZM163 35H164V33H163ZM164 35V36H165ZM213 35H216V34H212V36H210V39H211V41L214 39V38H217L218 40L219 39H221V36H222V34L220 35V38H219V36H217V37H215V36H213ZM15 36V35H14ZM81 36H83V38L81 37ZM95 36V37H94ZM102 36V37H101ZM126 36V37H125ZM152 36H154L153 34H152ZM156 36V35H155ZM162 36V35H161ZM163 36V37H164ZM209 36V35H208ZM46 37V36H45ZM49 37V36H48ZM47 37V38H48ZM54 37V36H53ZM53 37H52V39H53ZM59 37V36H58ZM70 37L71 38H73V39H70ZM85 37V38H86ZM91 37H94V38H91ZM97 37V38H96ZM136 37V38H135ZM138 37H141V39L139 40L138 39ZM171 37H173V36H171ZM213 37V38H212ZM6 38V39H7ZM12 37H10L9 39H10V41L11 40H13V39H11ZM13 38H15L16 39V36L15 37H13ZM32 38V39H31ZM41 38V37H40ZM44 38V37H43ZM41 39V40H44V39ZM50 38V37H49ZM79 38V39H78ZM81 38L82 39H84V41H89V40H91L90 42L91 43H86V42H84V41H82L81 40ZM102 38V39H101ZM104 38V39H103ZM110 40H109V39ZM113 38L115 39V42H113L114 40H113ZM123 38V39H122ZM136 40H135V39ZM162 38V37H161ZM174 38V37H173ZM199 38V37H198ZM197 38V39H198ZM5 39V41H3L2 39H0V40H2L3 42H1L0 41V43H3L4 44V42L6 43V40ZM9 39H8V41H9ZM14 39V40H15ZM21 39V41H22V39H23V41H25V42H27L26 41V39L25 38H20ZM30 39V40H29ZM51 39V38H50ZM58 39V38H57ZM68 39V40H67ZM69 39H70V41L71 40H73L74 42H71V43H69L70 41H69ZM108 39V40H107ZM134 39V40H133ZM138 39V40H137ZM153 39V38H152ZM152 39H151V44L153 43V41H152ZM165 39V38H164ZM176 39V38H175ZM200 39V38H199ZM222 39H223V36H222ZM17 40H19L18 39V37H17ZM17 40H15V42L14 41H12V42H14V43H16V41ZM35 40V39H34ZM41 40H40V42H39V45L38 46H41L40 45V43H43L42 45H44V46H46V44L48 45L49 44V42H48V40H47V42H46V39H45V42L44 41H42L41 42ZM101 40H103L104 41V43H103V41H101ZM107 40V41H106ZM113 40V41H112ZM128 40V41H127ZM147 40H148V38H147ZM166 40V39H165ZM205 40V39H204ZM9 41V42H10ZM20 40L18 41L19 42V44H20V42H21ZM31 41H33V42H31ZM39 41V40H38ZM68 41V42H67ZM122 41V42H121ZM127 43H126V42ZM163 40H161V42H162ZM192 41V40H191ZM197 41V40H196ZM213 41H215V39L213 40ZM222 41V40H221ZM18 42H17V44H18ZM27 42V43H28ZM86 43L85 45H84V43ZM101 42V43H100ZM105 42H107L106 44L107 45H104L105 44ZM123 42H125L127 45H125ZM157 42H158V40H157ZM160 42V41H159ZM160 42V43H161ZM204 42V41H203ZM206 42V41H205ZM208 42H210L209 40H208ZM216 42H218L217 40H216ZM54 43V44H53ZM66 43H65V45H66ZM79 43H81V44H79ZM83 43V44H82ZM97 43L95 44L96 46H97ZM139 43H140V45L143 43L142 41H140V42H138V43H136V44H138V46H140L139 45ZM144 43H145V41H144ZM222 43V45H223V41L221 42ZM3 44H1V46H0V51H2V53H5L6 52V49L4 48V47H8V46H4ZM9 44V43H8ZM21 44H25V43H22L21 42ZM21 44H20V47H23V45L21 46ZM53 44V45H52ZM67 44V45H68ZM73 44H72V46L71 45H69V46H71V48H73L74 46H73ZM90 44V46H88ZM134 45L135 46V48L137 47V48H139L137 45ZM150 44V45H151ZM203 44V43H202ZM10 45H11V43H10ZM9 45V46H10ZM14 45H16V44H14ZM13 45V46H14ZM27 45V44H26ZM59 46V48H58V46ZM66 45V46H67ZM76 45H78V46H76ZM91 45H92V47H91ZM103 45V46H102ZM111 45H113V46H111ZM116 45V46H115ZM144 45V44H143ZM146 45V44H145ZM147 45H149V43H147ZM244 45V44H243ZM12 46V47H13ZM19 46V45H18ZM52 46H53V49H52ZM56 46H57V48H56ZM84 46H87L86 48H84ZM114 46L116 47V48H114ZM126 46H128V48L130 49L129 51H128V48L126 47ZM159 46H160V44H159ZM12 47H11V49H12ZM15 47V46H14ZM31 47V46H30ZM30 47H28V45H27V48H28V51L27 52H29V53H26L27 55V57H28V54H30V53H32L33 54V51H35V50H33L32 49V47L30 48ZM55 47V48H54ZM118 47H119V45H118ZM142 47V46H141ZM163 47V46H162ZM216 47H218V46H215V48ZM221 47V46H220ZM1 48H2V50H1ZM19 48V47H18ZM25 48H26V46H25ZM26 48V49H27ZM29 48H30V50H29ZM38 48V47H37ZM43 48V47H42ZM48 47L46 46V48L45 49H47ZM114 48V49H113ZM127 48V49H126ZM143 48V47H142ZM151 48H153V47H151ZM164 48V47H163ZM4 49V50H3ZM11 49H10V47H9V50H10V53L11 54H9L8 53V55H7V53H6V55L8 56V57H10L9 55H11V58H10V60H14V61H18V59H20V58H18L19 57V55L17 54V52H13V50H12V52H13V54H12V52H11ZM36 49V48H35ZM45 49L43 48V49H41L40 48V50L38 49V51H41V50H44L43 51V54H42V51H41V53L39 54L37 51H36V57L34 58V56H33V58H32V60H35L36 58H37V60L36 61H33L34 63L35 62H39L38 61V59H39V55H42V56H45V55H50L48 52V50H46V52H45ZM94 49H97V47H95ZM113 49V51H111ZM119 49H120V47H119ZM140 50H141V48H139ZM138 49V50H139ZM144 49V48H143ZM142 49V50H143ZM148 49H150V48H148L147 47V49H145L143 52L145 53V51L147 50V51H149ZM162 49V48H161ZM213 49V47L211 48V50ZM219 49V48H218ZM9 50H7V52H9ZM15 50H16V48H15ZM25 50V49H24ZM33 50V51H32ZM54 52H53V51ZM78 50V49H77ZM79 50H80V48H79ZM78 50V51H79ZM137 50V51H138ZM214 51H216L217 49H213ZM4 51V52H3ZM30 51H32V52H30ZM48 51V52H47ZM62 51V52H61ZM73 51H75V52H73ZM108 51H106L105 53H108ZM127 51V52H126ZM135 50H133L132 51V53L134 52ZM156 51H158V48H156ZM210 51V50H209ZM26 52V51H25ZM24 52V53H25ZM44 52L46 53L45 55H44ZM77 52V54L78 55H80V57L78 58V59H80L81 58V60H79V62H76V56L78 57V55L76 54L75 55V53ZM83 52V53H82ZM130 52V53H129ZM136 52V51H135ZM134 52V53H135ZM139 52H141V51H139ZM142 52V53H143ZM150 52H151V50L147 53V54H144V55H147L146 57L147 58H149V56H150ZM160 52V51H159ZM264 52V51H263ZM48 53V54H47ZM54 53H56L55 55H53ZM68 53V51L65 53V54H67ZM100 53V54H99ZM112 53H111V55H112ZM152 53V52H151ZM196 53V52H195ZM209 52H207L206 54H208ZM211 53V52H210ZM214 52H212V54H213ZM1 54V53H0ZM17 54V55H16ZM32 54H30V56H32ZM34 54H35V52H34ZM38 54V55H37ZM110 54V53H109ZM137 54L139 55V53L137 52ZM141 54V53H140ZM212 54L210 55V56H212ZM2 55V54H1ZM0 55V56H1ZM15 55L16 56H18L17 57V59L15 58ZM25 55V54H24ZM24 55H23V57H24ZM59 55V56H60ZM108 55V56H107ZM142 55V54H141ZM143 55V56H144ZM149 55V56H148ZM4 57V61H5V58H6V60H7V62L9 61L8 59H7V56H5V55H3ZM14 56V57H13ZM26 56H25V58H26ZM29 56V57H30ZM40 57V59L41 58H43V57ZM46 56V57H47ZM51 56V55H50ZM50 56H48V58L50 57ZM64 56V58H65V60L67 59L66 57L67 56H65V55H63ZM116 56V55H115ZM142 56V57H143ZM164 56H165V54H164ZM209 56V55H208ZM242 56V55H241ZM21 57V59L20 60H25V58L24 59H22L23 57H22V55L20 56ZM45 57V58H46ZM73 57V56H72ZM116 57H118V56H116ZM139 57H140V55L137 57L138 59H139ZM205 57V56H204ZM206 57H207V55H206ZM2 58V57H1ZM3 58H2V60H3ZM45 58H43V59H45ZM51 58V59H50ZM48 60H53L54 61V59H57L56 58V56H55V58L53 59L52 57H50ZM61 58V57H60ZM59 58V59H60ZM141 58V57H140ZM145 58V57H144ZM146 58V59H147ZM210 58V57H209ZM27 59V58H26ZM30 59V58H29ZM47 59V58H46ZM63 59V58H62ZM62 59H61V61L60 62H62ZM142 59V58H141ZM145 59V60H146ZM1 60V61H2ZM47 60V61H48ZM58 60V59H57ZM68 60V61H69ZM11 61V62H12ZM29 61V60H28ZM28 61L27 60H25V61H22L21 63L20 62H18L19 64H22V63H28ZM30 61H31V59H30ZM29 61V62H30ZM42 61V60H41ZM81 61H82V63H81ZM148 61V60H147ZM204 61V60H203ZM6 62V61H5ZM4 62V63H5ZM11 62H9V63H11ZM32 62V64L33 65H35L34 63ZM49 62V61H48ZM54 62H56V61H54ZM65 62H67V61H65ZM139 62V61H138ZM158 62V61H157ZM264 62V61H263ZM263 62H261L262 64H263ZM1 63V62H0ZM2 63H3V61H2ZM2 63H1V65H2ZM9 63H6V65H4V66H7L8 65V67L10 66V64ZM26 63V65H28ZM53 63V62H52ZM52 63H46V64H49V67H52V66H54V65H56V64H54V65H52ZM56 63H59V62H56ZM147 63V62H146ZM145 63V64H146ZM201 63V62H200ZM215 63V62H214ZM12 64H13V62H12ZM15 64V63H14ZM13 64V65H14ZM30 64H31V62H30ZM40 64H42V62H40L39 63V65H37V66H39V67H41L40 66ZM44 64H45V60H44ZM50 64H51V66H50ZM66 64V63H65ZM99 64V65H98ZM159 64H161V63H159ZM2 65V66H3ZM12 65V67H16L17 66V69L18 70H21L20 71V75H23V76H21V77H26V81H27V76L26 75H31V76H33V75H35V73H33V75H32V72L33 71H35L36 69H29V70H31V74H26L25 75V71H24V69L25 68H23V69H21V67L19 68L18 66L19 65H14L13 66ZM24 65V64H23ZM32 65V66H33ZM3 66V67H4ZM30 66V65H29ZM57 66H58V64H57ZM3 67H1V70L0 71H2V68ZM142 67V66H141ZM10 68H11V66L9 67V68H5L6 70L8 69V70H10ZM34 68H37V67H34ZM13 69V68H12ZM17 69H15L14 68V70L16 71ZM38 69V68H37ZM41 69V68H40ZM46 68H45V70H47ZM207 69H209V68H207ZM6 71V74L9 72V71ZM14 70H12V71H14ZM211 70V69H210ZM3 71H4V69H3ZM22 71H24V74H21V73H23ZM38 71H39V69H38ZM42 71V70H41ZM149 72H150V70H148ZM11 72V71H10ZM27 72H28V68H27ZM30 72V71H29ZM151 72H153V71H151ZM263 72V71H262ZM4 73V72H3ZM3 73H0V75H2ZM13 73V72H12ZM15 73V72H14ZM13 73V74H14ZM39 73V72H38ZM37 73V74H38ZM42 73V72H41ZM40 73V74H41ZM45 74L46 73H48V72H44ZM93 73V74H92ZM104 73V74H105ZM257 73V72H256ZM11 74V73H10ZM10 74H8V75H10ZM16 74H17V72H16ZM16 74H14L16 77H20V75H19V73H18V75H16ZM97 74H98V72H97ZM109 74V73H108ZM134 74V73H133ZM149 74H151V73H149ZM207 74V73H206ZM263 74V73H262ZM4 75V77H6L5 76V74H3ZM41 75H43V74H41ZM40 75V76H41ZM50 75V74H49ZM48 75V76H49ZM11 76V75H10ZM13 77V79L15 78V79H17L16 77ZM30 76V77H31ZM38 76V75H37ZM39 76V77H40ZM57 76V75H56ZM125 76V77H124ZM3 77V76H2ZM1 77V78H2ZM9 77V76H8ZM8 77H6V80L8 79ZM12 77V76H11ZM248 76H246V78H247ZM264 77V76H263ZM32 79H33V77H31ZM31 78H28V83H31ZM37 78V77H36ZM42 78V77H41ZM44 78V77H43ZM46 78V77H45ZM49 78V77H48ZM53 78V82H55L57 79L55 78L54 79V77H52ZM93 77H91V81L93 82V80H95L96 79V77H94L93 79H92ZM98 78V77H97ZM145 78H147V77H145ZM3 79V78H2ZM12 79V78H11ZM12 79V80H13ZM30 79V80H29ZM34 79H35V76H34ZM258 79V78H257ZM1 80V79H0ZM3 80H5V78L3 79ZM9 80L10 79H8L7 81L9 82ZM19 80V79H18ZM22 81H24L25 80V78H23V79H21ZM36 80V79H35ZM35 80H33L34 82H35ZM38 80V79H37ZM42 80H44V79H42ZM46 80H47V78H46ZM89 80V79H88ZM7 81H4V84H5V82H6V84L8 85V84H12V83H7ZM16 81V80H15ZM25 81V82H26ZM39 81H40V78H39ZM48 81H50V79L48 80ZM96 81V80H95ZM161 81H163V80H161ZM263 81V80H262ZM1 83H2V85H3V82L2 81H0ZM11 82H13V84H15L16 85V87H13V88H16L17 89V83L19 82H15L14 83V81H11ZM47 82V81H46ZM52 82V81H51ZM57 82V81H56ZM97 82V81H96ZM99 82V81H98ZM97 82V83H98ZM256 82H258V81H256ZM21 83V82H20ZM28 83H26V84H28ZM44 83H45V81H43V83H42V86L44 85ZM91 83V82H90ZM90 83L88 84V86L90 85ZM101 83H103V82H101ZM147 83H150V82H147ZM250 83V82H249ZM252 83V82H251ZM5 84V85H6ZM12 84V86H15V85H13ZM39 84V83H38ZM40 84H41V82H40ZM49 84V83H48ZM55 84H58V83H55ZM55 84H54V87H55ZM108 84V83H107ZM141 84V85H140ZM5 85H3V86H5ZM33 85V84H32ZM35 85V84H34ZM47 85V84H46ZM50 85H53V84H50ZM70 85V86H71ZM94 85V84H93ZM96 86H98L99 87V85H101L100 84V82H99V84H95ZM95 85L93 86V87H95ZM103 85V84H102ZM140 85V86H139ZM11 86V87H12ZM42 86L39 88V89H42ZM49 86V85H48ZM65 88H68L67 87V84L66 85H63ZM105 86V85H104ZM6 87V86H5ZM18 87H20V90H18L17 89V91L16 90H13V88L11 89L10 88V85L8 86V88L9 89H11V90H13V92H17V94L16 95H14L13 94V92L11 93V94H9L10 96L13 94L14 96H16L15 98H14V96L13 97H11V99H10V96H7V97H9L8 99L6 98V97H4V95L3 94H5L6 93V91H5V93H3L2 91H0L1 92V96L3 97V98H5V100L7 101V100H9V101H7L8 103H10V104H12L13 102V99L14 100H16V103L14 102L13 104H14V106H13V104L11 105V107H9V109L10 108H13V107H17V97H18V93H19V91H20V93H22L21 95L23 96V93L24 94H26L25 93V90H24V92L22 91L23 89H21L22 87H24V85H20V86H18ZM34 87V86H33ZM37 87H39V86H37ZM47 87V86H46ZM59 87H61V86H59ZM63 87V88H64ZM86 87V86H85ZM92 87V86H91ZM92 87V88H93ZM257 87V86H256ZM29 88V87H28ZM27 88V90L28 91H30V88H32V87H30L29 89ZM44 88V87H43ZM56 88H58V86H56ZM65 88L63 89V91H65ZM87 88V87H86ZM1 89V88H0ZM4 89H6V88H4ZM33 89H36L35 87L34 88H32L31 90H33ZM38 89V88H37ZM36 89V90H37ZM39 89L37 90V91H39ZM46 89V88H45ZM48 89V88H47ZM55 89V88H54ZM59 89V88H58ZM97 89V90H96ZM250 89V88H249ZM264 89V88H263ZM26 90V91H27ZM35 90V91H36ZM67 90V89H66ZM90 90V89H89ZM8 91V90H7ZM22 91V92H21ZM35 91H32L33 92V94H36L37 93V91H36V93H34ZM43 91V90H42ZM53 91V90H52ZM57 92H58V94H61V93H59L60 91H62V87H61V90L60 91H58V90H56ZM92 91V90H91ZM251 91V90H250ZM8 92H10V90L8 91ZM45 92V91H44ZM49 92H51V90L49 89V91L48 92H46V93H48V95H49V98H50V94H49ZM54 92V91H53ZM65 92H67V91H65ZM71 92V91H70ZM70 92L68 93V94H70ZM85 92H87V90H85ZM84 92V93H85ZM38 93H40L41 94V91L40 92H38ZM78 93H79V91H78ZM88 93V92H87ZM32 93L30 92V95H31ZM33 94L31 95V97H35V96H33ZM39 94V95H40ZM52 94H54V93H52ZM51 94V95H52ZM55 94H56V92H55ZM80 94H82L83 95V92L82 93H79V95ZM7 94H5V96H6ZM20 95V96H21ZM27 95V94H26ZM25 95V96H26ZM29 95V94H28ZM27 95V96H28ZM37 95V94H36ZM247 95V94H246ZM1 96H0V98H1ZM24 96V99H23V101L25 100V98H27V97H25ZM45 96V95H44ZM56 96V95H55ZM62 96V95H61ZM64 96H66L65 94H64ZM68 96V95H67ZM67 96H66V98H67ZM71 97V96H70ZM76 97V95L75 96H73V98L74 99H76L75 98ZM19 98V97H18ZM21 99L23 98V97H20ZM33 98H31V100H34ZM37 98V97H36ZM40 98V97H39ZM38 98V99H39ZM42 98H43V96H42ZM60 98V97H59ZM65 98V99H66ZM257 98V97H256ZM264 98V97H263ZM2 99V98H1ZM37 99V100H38ZM62 99H64V98H62ZM62 99L61 100H59L58 99V101H62ZM5 100H4V102H5ZM12 100V101H11ZM27 100H29V99H27ZM36 100V101H37ZM40 100V99H39ZM51 100V99H50ZM67 100H69V97H68V99ZM67 100H63L64 102L65 101H67ZM235 100V99H234ZM255 100H257L258 101V99H255ZM20 101V100H19ZM22 101V102H23ZM41 101V100H40ZM44 101H45V99H44ZM70 101V100H69ZM68 101V102H69ZM149 101V100H148ZM148 101H147V103H148ZM3 102V99H2V101L0 102V103H2ZM3 102V103H4ZM12 102V103H11ZM25 102V101H24ZM23 102V103H24ZM27 102V101H26ZM33 102V101H32ZM38 102V101H37ZM46 102V101H45ZM51 103H50V106L52 107V106H54L55 107V105H51V104H53V102L52 101H50ZM262 102H263V100H262ZM8 103L6 104V105H8ZM21 103V102H20ZM29 103V101L26 103V104H28ZM34 103H35V100H34ZM42 103H43V101H42ZM48 103V102H47ZM54 103H56V101L54 102ZM61 103V102H60ZM77 103V102H76ZM256 103V102H255ZM4 104V105H5ZM16 104V105H15ZM38 104V103H37ZM56 104H59V103H56ZM64 104V103H63ZM62 104V105H63ZM66 104H68V103H66ZM144 104V103H143ZM153 104V103H152ZM158 104V103H157ZM257 104V103H256ZM2 105V104H1ZM0 105V106H1ZM23 105V104H22ZM25 105V104H24ZM29 105H32V106H29ZM48 105V104H47ZM207 105V104H206ZM205 105V106H206ZM255 105V104H254ZM19 106H21L20 104H19ZM19 106H18V109H19ZM26 107H27V105H25ZM28 106H29V108L30 107H34V105L32 104V103H30V104H28ZM37 106H39V104L37 105ZM41 107L43 106L42 104L40 105ZM64 106V105H63ZM66 106V105H65ZM68 106V105H67ZM252 106V105H251ZM262 106V105H261ZM7 107V106H6ZM22 107V106H21ZM58 107H59V105H58ZM70 107V106H69ZM223 107V106H222ZM3 108V107H2ZM36 108V107H35ZM34 108V109H35ZM45 108H47V107H45L44 106V108H42L43 110L45 109ZM48 108H49V106H48ZM57 108V107H56ZM60 108H62V107H60ZM60 108H58V109H60ZM246 108V107H245ZM247 108H249L250 109V107H248L247 106ZM6 109V108H5ZM8 109V108H7ZM7 109H6V111H7ZM8 109V110H9ZM14 109V108H13ZM16 109V108H15ZM24 109H25V107H24ZM28 109V108H27ZM32 109V108H31ZM50 109V108H49ZM55 109V108H54ZM68 109V108H67ZM2 110H4V109H1V112H2ZM30 109H28V111H29ZM36 110H37V108H36ZM42 110V111H43ZM53 110V109H52ZM63 110V109H62ZM188 110V109H187ZM259 110V109H258ZM5 110L3 111L4 113L6 112ZM11 111H13L14 112V110H11ZM16 111V110H15ZM20 111V110H19ZM19 111H17L18 112V114H19ZM22 111V110H21ZM42 111H41V113H42ZM50 111H51V109H50ZM58 111H60V110H58ZM64 112H65V109L63 110ZM145 111H146V109H145ZM145 111H143V112H145ZM240 111H242L243 112V110H240ZM239 111V112H240ZM263 111H264V109H263ZM10 112V111H9ZM25 112V111H24ZM38 112H39V110H38ZM37 112V113H38ZM66 112H68V110L66 111ZM146 112H148V111H146ZM183 112V111H182ZM233 112V111H232ZM28 113V112H27ZM29 113H30V111H29ZM249 113V112H248ZM0 114H2V113H0ZM9 114V113H8ZM14 114H16V113H14ZM251 114H253V113H251ZM259 114V113H258ZM24 115H25V113H24ZM33 115V114H32ZM168 115V114H167ZM249 115V114H248ZM15 116H17V117H15V118H17L18 119V115L16 114ZM26 116V115H25ZM131 116V115H130ZM142 116V115H141ZM141 116H139V117H141ZM230 116V115H229ZM228 116V117H229ZM252 116V115H251ZM256 116V115H255ZM134 117H135V115H134ZM148 117V116H147ZM236 117V116H235ZM248 117V116H247ZM22 118V117H21ZM136 118V117H135ZM138 118V117H137ZM163 118V117H162ZM238 118V117H237ZM261 118V117H260ZM85 119H87V121L85 122ZM95 119L96 120H98V123L100 122V120H102V124H97L96 122H95ZM140 119V118H139ZM215 119V118H214ZM262 119V118H261ZM129 120H133V119H129ZM216 120V119H215ZM232 120H234V116H233V119ZM251 120V119H250ZM13 121V120H12ZM18 121V120H17ZM145 120H143V122H144ZM237 121V120H236ZM235 121V122H236ZM258 121V120H257ZM263 121V120H262ZM262 121H260V122H262ZM62 122V121H61ZM132 122V121H131ZM137 122V121H136ZM150 122V121H149ZM225 122H226V120H225ZM240 122H243V121H240ZM240 122H239V124H240ZM260 122L258 121V123L260 124ZM45 123V122H44ZM49 123V122H48ZM47 123V124H48ZM59 123V122H58ZM96 123V124H95ZM151 123V122H150ZM237 123V122H236ZM9 124V123H8ZM40 124V123H39ZM43 124V123H42ZM46 124V125H47ZM127 125H128V127L130 126L131 128H132V126L130 125V124H132L133 125V122L132 123H130V122H127L126 123ZM134 124H135V122H134ZM216 124H221V123H216ZM242 124H244V123H242ZM242 124H240V125H238V126H242ZM258 124V125H259ZM264 124V123H263ZM2 125H6L5 123L4 124H2ZM64 125H65V123H64ZM69 125H70V123H69ZM96 125H98V126H96ZM119 125V124H118ZM142 125V124H141ZM226 125V124H225ZM229 125V124H228ZM248 125V124H247ZM260 125H262V123L260 124ZM33 126H35V124L33 125ZM41 126V125H40ZM120 126V125H119ZM136 125H134V127H135ZM143 126V125H142ZM221 126H222V124H221ZM25 127H27V126H25ZM30 127V126H29ZM37 127V126H36ZM49 127H51V126H49ZM65 127V126H64ZM68 127V126H67ZM70 127V126H69ZM118 126H116V131L118 130V132L117 133H119V128H117ZM127 127V126H126ZM146 127H149V123H148V125L146 126ZM226 127H228V126H226ZM226 127H224V128H226ZM233 127V126H232ZM22 128V127H21ZM28 128V127H27ZM46 128V127H45ZM123 128H125V126L123 127H121V132H122V129ZM217 128V127H216ZM222 128V127H221ZM224 128H223V130H224ZM243 128H245V127H243ZM242 128V129H243ZM247 128V127H246ZM260 129H261V131H262V128L264 129V127H262L261 128V126L259 127ZM17 129V128H16ZM20 129V128H19ZM18 129V130H19ZM24 128H22V130H23ZM30 129H32V128H30ZM63 129V128H62ZM135 129H137V128H135ZM217 129H219V128H217ZM216 129V130H217ZM226 129H228V128H226ZM241 129V128H240ZM239 129V130H240ZM248 130H250V127L249 128H247ZM251 129H252V127H251ZM73 130V131H74ZM126 130H128V128H125L124 130H123V133L124 132H128V131H126ZM130 130V129H129ZM202 130V129H201ZM231 130H233V128L231 129ZM64 131V130H63ZM66 131V130H65ZM71 131V130H70ZM116 131L114 132V133H116ZM137 131H138V129H137ZM215 131V130H214ZM230 131V128H229V130H228V132ZM259 131V130H258ZM15 132V131H14ZM19 132H21V131H19ZM38 132V131H37ZM40 132V131H39ZM50 132V131H49ZM62 132V131H61ZM66 132H68V130L66 131ZM132 132V131H131ZM187 132V131H186ZM218 132H220L221 133V131H217V133ZM247 131H244L243 130V133H246ZM252 133L254 132V130L253 131H251ZM113 133V134H114ZM116 133V135L117 136H115V134L113 135V136H115V139L117 138L118 140L120 139V138H118L119 137V135ZM133 133V132H132ZM135 133V132H134ZM133 133V134H134ZM204 133V132H203ZM215 133H216V131H215ZM215 133L213 132V134L215 135ZM231 133H233V131L231 132ZM237 133V132H236ZM243 133H241L242 135H244ZM255 133V132H254ZM254 133L252 134V137L254 136ZM13 134H15V133H13ZM32 134H34V133H32ZM36 134V133H35ZM60 134V133H59ZM128 134V133H127ZM225 134V133H224ZM224 134L222 135V133L221 134H219V137H221L220 135H222L223 137H224ZM237 134H239V133H237ZM237 134H235V135H237ZM249 134H251V133H249ZM258 134H260V133H258ZM262 134V135H261ZM261 136L262 137H258V139H256L255 137L254 138H251V140L250 141H253V139H255V140H262L261 142L260 141H258V143H256L257 141H253V142H255L256 143V148L258 147V148H263L264 149V136H263V133L261 132ZM50 135V134H49ZM130 135V134H129ZM209 135H211V134H209ZM233 135H234V133H233ZM242 135H240L239 134V136H242ZM256 135V134H255ZM259 135V136H260ZM28 136V135H27ZM112 136V135H111ZM121 136V135H120ZM123 136H125L126 137V135L125 134H123ZM132 135H130V137H131ZM141 136V135H140ZM143 136H144V134H143ZM216 136H217V134H216ZM215 136V137H216ZM239 136H237V138L239 137ZM246 136V135H245ZM256 136H258V135H256ZM48 137H50V136H47L46 138L48 139ZM130 137H129V139H130ZM137 137V136H136ZM232 137H234V136H232ZM249 138L251 137V135L250 136H248ZM247 137V138H248ZM38 138V137H37ZM43 138H45V137H43ZM45 138V139H46ZM53 138V137H52ZM113 138V137H112ZM123 138V137H122ZM140 138V137H139ZM211 138H213L212 137V135H211ZM225 138V137H224ZM240 138V137H239ZM12 139V138H11ZM33 139V138H32ZM44 139V140H45ZM127 139V138H126ZM138 139V138H137ZM229 139V138H228ZM227 139V140H228ZM31 140V139H30ZM53 140V139H52ZM80 140V139H79ZM110 140V139H109ZM210 140V139H209ZM224 140V139H223ZM237 140V139H236ZM245 141H246V139H244ZM11 141V140H10ZM55 141V140H54ZM114 141H116V140H114ZM113 141V142H114ZM130 141V140H129ZM221 141V140H220ZM229 141V140H228ZM241 141V140H240ZM8 142V141H7ZM38 142V141H37ZM37 142H35V143H37ZM106 143V145L105 146H107V141H105ZM109 142V141H108ZM111 142H112V139H111ZM112 142V143H113ZM122 142V141H121ZM140 142V141H139ZM227 141H225V143L223 144V147L222 148H224L227 144H228V142L226 143ZM232 142H233V140H232ZM232 142H230V144L232 143ZM234 142H235V145H233V144H231L232 146H236V147H238L239 145H240V143H239V139L237 140V141H235V139H234ZM233 142V143H234ZM237 142H238V144H237ZM243 142V141H242ZM241 142V143H242ZM247 143H248V141H246ZM245 142V143H246ZM259 142H260V144H259ZM31 143V142H30ZM95 143V144H94ZM124 143H125V140H124ZM123 143V144H124ZM126 143H127V141H126ZM129 143H132V142H128V144ZM187 143V142H186ZM223 143V142H222ZM247 143L245 144V145H247ZM255 143H253L252 145H253V147H252V149H248V148H246L247 146H244L246 149H248L249 151H251L252 150V152L251 153H253V152H255L257 149H255V147H254V145H255ZM7 144V143H6ZM102 144V143H101ZM110 144V143H109ZM133 144V143H132ZM139 144V143H138ZM226 144V145H225ZM251 144V143H250ZM13 145V144H12ZM37 145V144H36ZM55 145V144H54ZM103 145V148H105L104 147V143L102 144ZM134 145V144H133ZM210 145V144H209ZM252 145H249V148L252 146ZM258 145V146H257ZM7 146V145H6ZM6 146H2V147H6ZM28 146H29V144H28ZM32 146V145H31ZM61 147H62V145H60ZM122 146V145H121ZM125 146V145H124ZM127 146V145H126ZM227 146H229V147H231L230 145H227ZM226 146V147H227ZM59 147V146H58ZM75 147H76V145H72V149L74 150L75 149ZM97 147V146H96ZM98 147H100V145H98ZM102 147V146H101ZM99 148V149H102V148ZM115 147V146H114ZM137 147V146H136ZM214 148H216L215 146H213ZM225 147V148H226ZM228 147V150H224V151H227L228 152V154H226V156H228L229 157V153H231L234 149H230ZM38 149H39V146L37 147ZM130 148H133L132 146L130 147ZM205 148V147H204ZM240 147H238V148H236V150H234V151H237L238 149H239ZM242 148H243V146H242ZM98 149V150H99ZM125 149V148H124ZM244 149V148H243ZM255 151H254V150ZM26 150V149H25ZM96 150V149H95ZM97 150V151H98ZM122 151H123V149H121ZM128 150V149H127ZM217 150H220L221 152H222V150L221 149H217ZM231 150V151H230ZM246 151V150H242V151H244V154L247 152V154H249V151ZM22 150H21V148H20V152H21ZM27 151V150H26ZM241 151V152H242ZM39 152V151H38ZM219 152V151H218ZM227 152H224V155H225V153H227ZM259 151H257V153H258ZM2 153V152H1ZM0 153V154H1ZM9 153V152H8ZM93 153V152H92ZM91 153V154H92ZM102 153V152H101ZM119 153H121L120 152V149H119ZM216 154H217V152H215ZM233 153V152H232ZM243 153V152H242ZM256 153V152H255ZM256 153V154H257ZM263 153H264V150H263ZM26 154V153H25ZM28 154H30L29 152H28ZM94 154H96V153H94ZM215 154V155H216ZM219 154H220V152H219ZM234 154V153H233ZM232 154V155H233ZM255 154V155H256ZM24 155V154H23ZM27 155V154H26ZM58 155V154H57ZM122 155V154H121ZM221 155L222 156H224L222 153H221ZM250 155V154H249ZM249 155L247 156V161L248 162H250L252 159H253V157L250 159L249 158ZM258 155V154H257ZM16 156V155H15ZM14 156V157H15ZM88 156H92L93 157V155H87V157ZM217 156V155H216ZM216 156H214L215 158H216ZM221 156V157H222ZM252 156V155H251ZM263 157H264V155H262ZM262 156H260V157H255L256 159H258L259 160V165H260V160L262 159ZM5 157H6V155H5ZM52 157V156H51ZM112 157H116V156H113L112 155ZM118 157V156H117ZM227 157V161L228 160H230V158H228ZM231 157H234V155L233 156H231ZM1 158V157H0ZM25 158H27V157H25ZM29 158V157H28ZM40 158V157H39ZM38 158V159H39ZM49 158V157H48ZM54 158V157H53ZM57 158V157H56ZM95 158V160L97 159L96 157H94ZM120 158V157H119ZM192 158V157H191ZM208 158H210V157H208ZM217 158H219V157H217ZM2 159V158H1ZM5 159V158H4ZM84 159H85V157H84ZM87 159V158H86ZM92 160H93V158H91ZM90 159V160H91ZM219 159H221V158H219ZM223 159H226V157H224ZM241 159V158H240ZM243 159V158H242ZM241 159V160H242ZM248 159H250V161L248 160ZM50 160V159H49ZM106 160V159H105ZM209 160V159H208ZM231 160H233L234 161V159H231ZM230 160V161H231ZM263 160H264V158H263ZM1 161V160H0ZM4 161V160H3ZM2 161V162H3ZM16 161V160H15ZM53 161V160H52ZM84 162H86L85 160H83ZM82 161V162H83ZM88 161H89V159H88ZM232 161V162H233ZM237 161V160H236ZM242 161H246V159L244 160H242ZM7 162V161H6ZM12 162V161H11ZM14 162V161H13ZM23 162V161H22ZM51 162V161H50ZM82 162H80V160H79V163H81L82 164ZM92 162V161H91ZM90 162V163H91ZM221 162V161H220ZM224 162V160H222V163ZM226 162V161H225ZM252 162V161H251ZM262 162V165L261 166H264V163H263V161H261ZM9 163V162H8ZM57 163V162H56ZM92 163H94V162H92ZM96 163H99V162H97V160H96ZM219 163V162H218ZM227 163V162H226ZM226 163H223L222 165L224 166V164H226ZM234 164L236 163V162H233ZM243 163V164H242ZM49 164H52V163H49ZM87 164H89V163H87ZM162 164V163H161ZM240 164H242V165H245L246 164V162L244 163V162H241ZM5 165V164H4ZM53 165V164H52ZM56 165V164H55ZM76 165V164H75ZM79 165V164H78ZM77 165V166H78ZM90 165H92V164H90ZM219 165H220V163H219ZM221 165V166H222ZM233 165V164H232ZM18 166V165H17ZM21 166V165H20ZM29 166V165H28ZM31 166V165H30ZM80 166V165H79ZM85 166H86V163H85ZM211 166H214V165H210V167ZM216 166H217V164H216ZM222 166V167H223ZM225 166H227V168L225 167H223L224 169H231V167H228V164L227 165H225ZM229 166H231L230 164H229ZM260 166V167H261ZM55 167V166H54ZM53 167V168H54ZM76 167V166H75ZM74 167V168H75ZM151 167V166H150ZM215 167V166H214ZM233 167H235V166H233ZM239 167H242V166H240L239 165ZM217 169H219L220 170V172H221V168H218V167H216ZM214 169L212 172H214L215 173V171H217V169ZM222 168V169H223ZM237 168V167H236ZM235 168V169H236ZM255 168H257V166L255 167ZM92 169V168H91ZM97 169H99V167H97ZM157 169H160V168H157ZM235 169H232V170H234V171H232L234 174H236V172H235ZM239 169V168H238ZM237 169V170H238ZM251 169V168H250ZM22 170V169H21ZM86 171V170H85ZM90 171V170H89ZM93 171H94V169H93ZM100 171V170H99ZM99 171H97L98 172V174H100V172ZM223 171H225V170H223ZM241 171H242V169H241ZM247 171H249V169L247 170ZM261 171V172H260ZM259 172H260V174L262 173V174H264V172H262V170H260ZM87 172V171H86ZM158 172V171H157ZM226 172V171H225ZM228 172V171H227ZM242 172H244V169H243V171ZM241 172V173H242ZM88 173V172H87ZM86 173V174H87ZM90 173V172H89ZM88 173V174H89ZM95 173H96V170H95ZM217 173H219V172H217ZM216 173V176L218 175ZM4 174V173H3ZM3 174H1L0 173V175L2 176ZM9 174V173H8ZM7 174V175H8ZM88 174H87V176H88ZM92 174H94V172H92L91 174H90V176H92ZM224 174H226V173H224ZM224 174H222V175H224ZM228 174H232V173H228ZM246 174L248 175V178H249V174H248V172H246ZM254 174V173H253ZM257 173L255 172V174H254V176L256 175ZM6 175V174H5ZM5 175H4V177H3V179L5 180ZM6 175V180L5 181H2L3 179H1L0 180V184H4L5 183V185L7 186H5V187H3L4 188V191H3V188H1L0 189V192H1V196H2V198H0V202H1V205H2V201H4V203H5V199L6 198H9V197H7L8 196V193H9V196H11L12 195V192L11 191H13V190H16V189H11V187H12V185H14L13 187L15 188L16 186V183L17 182H15L14 181V183L12 184V182L11 181H13V180H11V179H9L8 178V176L10 177V178H12V176H10V175H8L7 176ZM95 175V174H94ZM96 175H97V173H96ZM156 175V174H155ZM214 175V174H213ZM242 175H245L244 173H242ZM241 175V176H242ZM247 175L245 176V177H241L242 179H244V181H246L247 182V184H248V182L250 181V180H247L246 179V177H247ZM257 175H259V174H257ZM81 176V175H80ZM82 176H83V174H82ZM118 176V175H117ZM157 176V175H156ZM219 176H220V174H219ZM238 176V175H237ZM251 176H252V174H251ZM66 177V176H65ZM180 177V176H179ZM224 177V176H223ZM226 177H228V176H226ZM231 177H232V175H231ZM230 177V178H231ZM253 177V176H252ZM80 178V177H79ZM78 178V179H79ZM225 178V177H224ZM223 178V179H224ZM229 178V177H228ZM229 178V182H230V180H232L233 181V179H230ZM233 178H235V177H233ZM24 181L25 182H28L31 186H34V187H36L39 183H43V180H46V181H48L49 179H48V177H47V179H42V177H41V175H40V172L39 171H37V170H35V169H31V170H29V171H27V173L24 175ZM77 179V180H78ZM173 179V178H172ZM218 179H219V177H218ZM221 180H222V177L220 178ZM236 179H237V177H236ZM242 179H239L240 181H242V182H244ZM7 180H9V181H7ZM74 180H76V178H74V176H73V182H74ZM138 180V179H137ZM174 180V179H173ZM257 179H255V181H256ZM260 180H262V178L260 179ZM127 181V180H126ZM224 181H228L227 179L226 180H224ZM223 181V182H224ZM231 181V182H232ZM237 181V180H236ZM254 181V180H253ZM4 182V183H3ZM7 182V183H6ZM10 182V183H9ZM69 182V181H68ZM228 182V183H229ZM260 182V181H259ZM262 182H263V180H262ZM173 183H175V182H173ZM232 183H234V182H232ZM236 183H238V186L236 185L235 186V184ZM235 184H234V189H236V191L238 192V190L237 189H239V186L240 185H242V184H240L239 185V182L237 181ZM250 183V182H249ZM258 183V182H257ZM256 183V184H257ZM9 184H11L10 186L11 187H8L9 186ZM226 184H227V182H226ZM226 184L224 185V187L226 186ZM246 184V183H245ZM73 185L75 186V182L73 183ZM191 185V184H190ZM229 185H230V183H229ZM63 186V185H62ZM74 186H72V187H74ZM192 186V185H191ZM191 186H189V184L185 181V180H183V179H181V180H178V182L176 181V183L174 184V186H170V188H169V190H165V191H163L162 193H161V197H160V199L158 200L159 201V204L155 207V209H152V210H150L149 211V213L147 214V228H140V226H138L137 224H136V222H135V220L132 218V217H130V216H128V215H122V214H119V213H117V212H114L113 210H109V211H107V212H102V213H98V214H95V215H89V214H85V215H83V216H81L80 217V219L78 220V225L77 226H75V227H73L72 229H69V230H66L65 232H63L60 236H58L54 231H53V229H52V227L51 228H48V227H46L45 229H40L39 228V226H38V224H39V222H37V221H32V219L29 221L30 223H32V226H31V230H30V232H31V234L29 235L32 239H33V244L35 245L34 247H31L32 249L31 250H34V248H35V251H36V253L37 254H35L36 255V257H38V258H41V259H44V260H47V261H49V263L50 264H121V262H124V261H126L125 259H127V258H132L133 256L132 255H134V257L135 258H137V255H139V254H141V251L142 250H144V249H142V248H144V247H146L148 244H150V243H156L157 241H159L160 239H162L163 237H165L166 235L165 234H167V232L170 230V228H171V226L172 225H174L175 227L174 228H179L181 231H183V232H190L191 230H192V224H194L195 223V220H196V213H202L204 210H205V207H207L206 205H207V203L209 204V205H211V204H213L212 202L214 201H207V194L205 193V194H203L202 196H201V193L202 192H199L198 193V190H196V188H192ZM243 186V185H242ZM242 186H241V188H242ZM246 186V185H245ZM252 186V184L250 185V187ZM255 186V185H254ZM253 186V187H254ZM261 186V185H260ZM12 187V188H13ZM17 187H18V185H17ZM236 187V188H235ZM7 188H9L8 189V191H7ZM41 189H44L45 188V186H43V187H40ZM59 188H61V187H59ZM67 188V187H66ZM104 188V187H103ZM167 188H168V186H167ZM226 188V187H225ZM227 188H228V186H227ZM241 188H240V190H241ZM247 188V187H246ZM246 188H244V189H246ZM65 189V188H64ZM72 189V188H71ZM79 189V188H78ZM80 189H81V187H80ZM126 189V188H125ZM124 189V190H125ZM220 189V188H219ZM231 189H233V188H231ZM233 189V190H234ZM243 189V190H244ZM49 190V189H48ZM60 190V189H59ZM66 190V189H65ZM224 190H226V191H228V189H224ZM246 190H248V189H246ZM251 190V189H250ZM11 192V195H10V192ZM44 191V190H43ZM47 191V190H46ZM46 191H45V193H46ZM79 191V190H78ZM77 191V192H78ZM81 191V190H80ZM126 191V190H125ZM229 191L231 192V190L229 189ZM249 191V190H248ZM255 191V190H254ZM6 192V193H5ZM116 192V191H115ZM122 192H123V190H122ZM214 192H216V191H214ZM224 192V191H223ZM230 192H227L228 194L230 193ZM237 192H232V193H236L235 195H237V194H239V193H237ZM245 192H247V191H245ZM250 192H252V191H250ZM249 192V193H250ZM64 193V192H63ZM78 193H80V192H78ZM78 193H76L75 195H77ZM119 193V192H118ZM222 193V192H221ZM221 193L219 194V192L218 193H216V197H217V194L218 195H220V197H221ZM225 193V192H224ZM242 193V192H241ZM243 193H244V191H243ZM242 193V194H243ZM248 193V192H247ZM254 193H256V192H254ZM5 194V195H4ZM6 194H7V196H6ZM34 194V193H33ZM47 194V193H46ZM114 194V193H113ZM227 194V195H228ZM245 194V193H244ZM257 194V193H256ZM264 193H261L260 194V196L261 195H263ZM58 195H59V193H58ZM79 195V194H78ZM126 195H127V193H126ZM125 195V196H126ZM129 195V194H128ZM160 195V194H159ZM223 195V194H222ZM231 195V194H230ZM254 195V194H253ZM259 195V194H258ZM0 196V197H1ZM3 196H4V198H3ZM50 196V195H49ZM48 196V197H49ZM53 196V195H52ZM70 196V195H69ZM155 196V195H154ZM224 197L226 196L225 194L223 195ZM229 196V195H228ZM234 196V195H233ZM238 196V195H237ZM257 196V195H256ZM256 196H254V197H256ZM48 197L46 198V199H48ZM209 197H212V195H210V196H208V198ZM219 197V196H218ZM218 197L216 198L217 200L216 201H220V200H222V197L220 198V199H218ZM223 197V198H224ZM230 197V196H229ZM248 197V196H247ZM251 197V196H250ZM249 197V198H250ZM259 197V196H258ZM258 197H256V198H258ZM32 198V197H31ZM31 198H29L30 200H33V199H31ZM43 198V197H42ZM52 198V197H51ZM57 198H58V196H57ZM68 198V197H67ZM70 198V197H69ZM246 198V197H245ZM253 198V197H252ZM260 198V197H259ZM263 198V197H262ZM262 198H260V199H262ZM10 199V198H9ZM72 199V198H71ZM70 199V200H71ZM112 199V198H111ZM116 199V198H115ZM157 199H158V197H157ZM225 199H227V197L225 198ZM241 199V198H240ZM254 199V198H253ZM50 200V199H49ZM248 200V199H247ZM264 200V199H263ZM262 200V201H263ZM6 201H7V199H6ZM112 201H113V199H112ZM223 201L225 202V200L223 199ZM238 201V200H237ZM241 201V203L243 202L242 200H239L238 202H240ZM254 201V200H253ZM252 200H251V202H253ZM262 201L260 200V202L262 203ZM68 202V201H67ZM70 202V201H69ZM248 202H249V200H248ZM250 202V203H251ZM38 203V202H37ZM264 203V202H263ZM43 204H45V203H43ZM46 204H48L47 202H46ZM198 204V205H197ZM221 204H222V202H221ZM243 204V203H242ZM253 204V203H252ZM49 205V204H48ZM66 205V204H65ZM35 206V205H34ZM202 206H204V207H202ZM213 206H215V205H212V208L211 207H207L208 208V210H207V208H206V211H208L206 214H209V216H210V211L211 212H216V211H214V209H213ZM246 206H249V205H246ZM260 206H262V205H260ZM260 206H258V207H260ZM264 206V205H263ZM36 207V206H35ZM71 207V206H70ZM216 207V206H215ZM214 207V208H215ZM218 207V206H217ZM237 207V206H236ZM235 207V208H236ZM255 207H257V206H255ZM69 208V207H68ZM211 208V209H210ZM247 208V207H246ZM261 208H263L264 209V207H261ZM188 209H189V211L191 212V214L190 213H188ZM212 209H213V211H212ZM215 209H217V208H215ZM252 209V208H251ZM243 210H244V208H243ZM242 210V211H243ZM253 210V209H252ZM252 210H251V213L254 215V214H258V212L257 211H255V210H253V212H255V213H253L252 212ZM262 210V209H261ZM239 211H241V210H239ZM17 212V211H16ZM52 212H53V210H52ZM55 212V211H54ZM70 213V212H69ZM147 213V212H146ZM240 213V212H239ZM243 213V212H242ZM261 213H262V211H261ZM263 213H264V210H263ZM8 214H10V213H8ZM11 214H12V212H11ZM241 214V213H240ZM213 215V214H212ZM236 215H238V214H236ZM1 216V215H0ZM5 216V215H4ZM25 216V215H24ZM55 216L56 215H54L53 217L55 218ZM207 216V215H206ZM250 217V215H245V217ZM252 216V215H251ZM255 216V215H254ZM257 216V215H256ZM262 216H264V215H262ZM261 215H260V217H262ZM50 217V216H49ZM68 217H69V215H68ZM208 217V216H207ZM233 217H237V216H233ZM239 217V216H238ZM258 217V216H257ZM260 217H259V219H260ZM60 218V217H59ZM70 218V217H69ZM240 220H243L242 219V217L240 216ZM255 218V217H254ZM263 219L261 220L262 221V223H260L261 221H259L258 222V218H256V219H254V220H256V221H254L253 220V224L252 225H250V227H254V228H256L255 227V224L257 223V227L259 228V226H263V223H264V217H262ZM142 219V218H141ZM238 219V218H237ZM50 221V220H49ZM52 221V220H51ZM228 221V220H227ZM235 221H236V219H235ZM28 222V223H29ZM54 222H55V220H54ZM247 222V221H246ZM245 222V223H246ZM250 222H252V221H250ZM250 222L249 223H247L248 225L250 224ZM65 223V222H64ZM242 224V223H241ZM66 225V224H65ZM143 225V224H142ZM245 225V224H244ZM243 225V226H244ZM242 226V225H241ZM241 226H239V228L241 227ZM247 226V225H246ZM246 226H244V227H246ZM261 226V227H262ZM54 227V226H53ZM236 227V226H235ZM250 227H248V228H250ZM67 228V227H66ZM69 228V227H68ZM238 228V229H239ZM248 228H246L245 229V233H250V232H248ZM254 228H250L252 231H253V229ZM263 228V227H262ZM224 229V228H223ZM249 229V230H250ZM57 230V229H56ZM250 230V231H251ZM257 230V229H256ZM260 230H261V228H260ZM264 229H262L259 233H258V231H259V229H258V231L256 232V234H254V232L253 233H250L249 235L250 236H247V237H250V239H253L252 241H254L255 242V237H258L259 238V235L258 234H260L261 233V235L263 234V231ZM59 231V230H58ZM211 231V230H210ZM237 231V230H236ZM251 231V232H252ZM222 232V231H221ZM235 232V231H234ZM240 232V231H239ZM229 233V232H228ZM241 233V232H240ZM240 233H238V235L240 234ZM258 233V234H257ZM252 234V235H251ZM27 235V234H26ZM248 235V234H247ZM256 235V236H255ZM258 235V236H257ZM210 236V235H209ZM241 236V235H240ZM252 236H255L254 238L252 237ZM239 237V236H238ZM247 237H246V239H247ZM209 238V237H208ZM244 240H246L245 238H243ZM241 240V243H239L238 241H239V239L238 240H236L239 244H241V245H244L245 246V242H247L248 244H249V246L250 247H252L253 246V243H251L252 241L250 240L249 242L246 240V241H244V240ZM176 240V239H175ZM207 240V239H206ZM227 240V239H226ZM229 240V239H228ZM248 240H249V238H248ZM161 241V240H160ZM244 241V243L242 244V242ZM257 242H258V240H256ZM259 241H260V239H259ZM191 242V241H190ZM196 242H198V239H197V241ZM205 242H207V241H204V243L203 244H206ZM215 242V241H214ZM237 242H236V244H237ZM260 242H262V239H261V241ZM194 243V242H193ZM192 243V244H193ZM211 243H213L212 241H210V243L209 244H211ZM225 243V242H224ZM224 243H223V245H224ZM246 243V244H247ZM162 244H165V242H162ZM161 244V245H162ZM195 244V243H194ZM193 244V245H194ZM197 244V243H196ZM201 244V243H200ZM199 244V245H200ZM209 244H207L208 246H211V245H209ZM235 244V245H236ZM263 244H264V241H263ZM262 244V245H263ZM166 245V244H165ZM182 245V244H181ZM193 245L191 246L190 245V248L191 249H189L188 247H185V249L186 248H188L189 250H191V251H193L192 249V247H193ZM216 245H217V243L214 245V248H212L211 247V249L212 250H210L211 251V253L213 252V249L215 250V248H216ZM219 245H221V243H220V241H219V243H218V245L217 246H219ZM222 245V246H223ZM225 245H228V243L226 242L225 243ZM234 245V244H233ZM232 245V246H233ZM254 245H255V243H254ZM257 245V244H256ZM255 245V246H256ZM185 246V245H184ZM183 246V247H184ZM198 246V245H197ZM197 246L196 245H194V248H197ZM203 246V247H202ZM204 246L205 245H202L201 244V246H199V247H201L200 249L201 250H203V248H204ZM207 246V247H208ZM213 246V245H212ZM246 246H248V245H246ZM245 246V247H246ZM157 247V246H156ZM168 247V246H167ZM198 247V248H199ZM220 247V246H219ZM219 247H217L218 249H219ZM225 248H227L228 249V247L227 246H224ZM234 248H235V246H233ZM262 247V246H261ZM137 248H141V251H140V249H138V254H137V251H136V249ZM158 248V247H157ZM197 248V249H198ZM209 248V247H208ZM232 248V247H231ZM233 248V249H234ZM241 248V247H240ZM247 248V247H246ZM255 248V247H254ZM259 248V247H258ZM263 248V251L262 250H260V251H257L258 252V254H260L261 253V255H258L257 253H256V251H255V255H258L259 257H261L263 254H264V247H262ZM261 248V249H262ZM156 249V248H155ZM171 249V248H170ZM188 249H186V250H183V251H185V252H187V251H189ZM196 249V250H197ZM199 249V250H200ZM205 249V248H204ZM210 249V248H209ZM217 249V250H218ZM230 249V248H229ZM228 249V250H229ZM233 249L231 250H223V249H221V251L223 250L224 252L225 251H228V253H232L231 255H230V257L232 256L233 257V253H235V252H239V251H241L242 250V248H241V250L239 249L238 250V248H237V250L235 249L234 250V252H232L233 251ZM168 249H166V252H167V254H169V256H170V252L169 251H167ZM182 249H180V251H181ZM195 249H194V251H196ZM199 250H197L198 251V253H199ZM206 250V249H205ZM252 249H250V251H251ZM259 250V249H258ZM204 251V250H203ZM202 251V252H203ZM209 251V250H208ZM207 251V253H209ZM243 251V250H242ZM241 251V252H242ZM136 252V253H135ZM145 254H147L148 253V251H146V250H144L143 251ZM190 252V251H189ZM201 252V251H200ZM201 252V253H202ZM240 252V253H241ZM244 252V251H243ZM263 252V253H262ZM143 253V254H144ZM192 253V252H191ZM197 253V252H196ZM218 253V252H217ZM222 254H223V252H221ZM220 253V250H219V254H221ZM251 253H253V250H252V252ZM137 254V255H136ZM142 254V255H143ZM174 254V253H173ZM180 254V253H179ZM178 254V255H179ZM183 254H184V252H183ZM185 254H188V253H185ZM203 254V253H202ZM213 254V253H212ZM219 254H216V255H219ZM226 254H227V252H226ZM238 254V253H237ZM236 254V255H237ZM39 255V256H38ZM148 255H149V253H148ZM177 255V256H178ZM191 255V254H190ZM193 255V254H192ZM204 255H205V252H204ZM204 255H201V256H203V257H206L207 258V256H204ZM216 255H215V259H218V260H220V258H218V257H216ZM239 255V254H238ZM132 256V257H131ZM168 255H166V257H167ZM172 256H174V255H171L170 257H172ZM183 256V255H182ZM196 256H197V254H196ZM195 256V257H196ZM200 256V255H199ZM200 256V257H201ZM220 256H222V255H219V257ZM224 256H225V253H224ZM224 256H222L221 257V263L223 262L222 261V259L224 260V262H225V264L226 263H228V260L227 261H225V258H223ZM234 256H235V254H234ZM138 257H140V256H138ZM145 257V256H144ZM143 257V258H144ZM169 257V258H170ZM179 257V256H178ZM200 257H198L199 259H201ZM227 257V256H226ZM231 257V261H232V259H234V258H232ZM258 257V258H259ZM134 258V259H135ZM156 258V257H155ZM158 258H159V260H161L163 257H161V256H158ZM174 258H176V257H174ZM173 258V259H174ZM179 258H181V256L179 257ZM184 259H185V257H183ZM191 258H193V259H195L193 256H191ZM191 258H189V259H191ZM206 258H202V259H206ZM209 258V257H208ZM212 258H214L213 256H212ZM229 258V257H228ZM227 258V259H228ZM236 258V257H235ZM137 259H140V258H137ZM136 259V260H137ZM157 259V258H156ZM170 259H172V258H170ZM172 259V260H173ZM177 259V258H176ZM184 259H182L183 261H184ZM186 259H187V256H186ZM189 259H187L188 261H189ZM239 260L240 259V261H242L241 263L242 264H244V259H242L241 260V258L239 257V258H236V260ZM164 260V259H163ZM162 260V261H163ZM181 260V259H180ZM181 260V261H182ZM209 260V259H208ZM252 260V259H251ZM127 261H129V260H127ZM126 261V262H127ZM130 261L131 262H133L132 261V259H130ZM129 261V262H130ZM140 261H141V259H140ZM139 260H138V262H140ZM162 261H160V262H158V260L156 261V263L157 264H162ZM182 261V262H183ZM188 261H186L188 264H194L195 263V261L193 262V263H189ZM199 261V260H198ZM204 260H202V263L201 264H205L204 262H203ZM206 261V260H205ZM230 261V262H231ZM263 261V260H262ZM142 262V261H141ZM140 262V263H141ZM144 262V261H143ZM142 262V263H143ZM154 262H155V259H154ZM164 262V261H163ZM167 262H171V260H167L166 259V262L165 263H163V264H166ZM174 262H175V260H174ZM179 261H178V259H177V263H178ZM191 262V261H190ZM197 262V261H196ZM229 262V264H231V263H233V264H235V263H237L236 261H233V262H231L230 263ZM253 262V261H252ZM258 262H260V261H258ZM258 262L257 263H255V264H258ZM134 263V262H133ZM176 263V262H175ZM180 263V262H179ZM178 263V264H179ZM207 263V262H206ZM215 264H218V263H220V261L218 262V263H216V262H214ZM213 263V264H214ZM246 263H248V261H246ZM245 263V264H246ZM124 264H125V262H124ZM128 264V263H127ZM130 264H132V263H130ZM135 264V263H134ZM154 264V263H153ZM184 264V263H183ZM197 264V263H196ZM198 264H199V262H198ZM210 264H212V262H210ZM238 264V263H237Z\"/></svg>",
	"mask_w": 264,
	"mask_h": 264
},
{
	"label": "crops",
	"instance_id": "0c3cea01",
	"mask_svg": "<svg viewBox=\"0 0 264 264\" xmlns=\"http://www.w3.org/2000/svg\"><path fill=\"white\" fill-rule=\"evenodd\" d=\"M175 30L177 29L175 28ZM91 95L92 93H90V95H88L85 99L81 100L78 103L79 104L78 108L74 109V111L71 109V107L65 106L66 104L63 106V108L59 107L60 109H58L55 107V109L53 108V110L51 109V111L50 109L43 110L39 106H36V105L30 108L29 106H32V105H29V106L27 105V107L19 106V109L18 107L16 109L15 107H13L14 109L13 108L9 109L8 106L7 107L0 106V108L4 109L5 111L7 108L9 109V110L7 109L5 113L3 112L4 110H2L1 112V109H0V112L2 113L0 114V153L2 152L0 154V157L2 158V159L0 158L1 160L0 161V173L1 174L4 173L2 176L0 175V180L3 179L5 174L7 175L9 173L8 175L12 176V178H10L7 175L8 178L11 180L14 179L13 181H11L12 184L14 183V181L17 182L15 185L16 186L15 188L13 187L14 185H12L13 187L12 188L10 186L11 184H9L8 186V187H11L12 190L13 189H16V190L11 191L9 188H7V191L9 189L13 193L12 197H9V193H8V196L7 194L6 196L9 197L10 199L5 197L7 199L6 201V199L3 196V198L5 199V203L4 201H2V205H1V202H0L1 216L2 214L4 215L7 214L8 208L18 209V210L24 209L26 206V202L29 200V198H31V196L35 192H39L43 190L44 191L55 190L57 176L66 175L67 173H69L72 167L73 161L78 160L83 154V152L87 149L86 144L82 145L84 142V137L80 138V136L75 134L77 133V130H74V129H79V126L77 125L74 126L72 124H73V120L76 121V119H79L82 113H85L88 110L89 108L88 103L92 99ZM35 107L37 108V110ZM27 108L30 109L29 110L30 113ZM62 109L63 110L65 109V112ZM11 110H14V112ZM67 110L68 112H66ZM17 111H19V114ZM14 113L18 115V119L15 118L17 116H15L16 114ZM24 113H26L25 114L26 116L24 115ZM86 121L87 119H85V122ZM95 122L97 124H102V120H100V122L98 123V120L95 119ZM4 123L6 125H2ZM34 124L35 126H33ZM25 126H27L28 128ZM21 127L24 129L22 130ZM65 130L66 131L68 130V132H66ZM47 136H50V137H48L47 139L46 138ZM43 137H45L46 139ZM101 140H102V135H100L99 137L96 136V144H98V142H100ZM60 145H62V147ZM72 145H76L74 150L72 149ZM2 146H6V147H2ZM38 146H39V149L37 148ZM20 148L22 150L21 152H20ZM28 152L30 154H28ZM49 163H52L53 165ZM31 169H35L39 171L42 179H47L48 177L49 180L48 181L43 180V183H39L36 187L31 186L28 182H25L23 179L27 171ZM6 175H5V180L7 179ZM5 180L3 179L2 181H5ZM5 186H6L5 183L3 185L0 184V189ZM43 186H45V188L41 189L40 187H43ZM3 191H4V188H3ZM2 194L0 192V196ZM0 198H2V196ZM5 254H7V238L6 236L2 237L0 235V255H5Z\"/></svg>",
	"mask_w": 264,
	"mask_h": 264
}]
</instances>
